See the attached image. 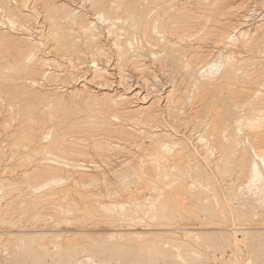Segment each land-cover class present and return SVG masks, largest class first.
<instances>
[{
  "label": "bare ground",
  "instance_id": "1",
  "mask_svg": "<svg viewBox=\"0 0 264 264\" xmlns=\"http://www.w3.org/2000/svg\"><path fill=\"white\" fill-rule=\"evenodd\" d=\"M21 1L22 0H0V11L3 13V15L5 16V18L7 19V21H1L0 20L1 21V24H3L6 27H8V26L10 27L11 26V29L13 28V30H16V31L18 30L19 32H21V31H24L25 30L29 34H31V35H29L28 33H26L29 36H25V35L22 36L21 35V37H17L16 35L15 36H7L8 34H4L3 35L0 32V55H2V53L4 52L3 49L5 47H7V46L3 47L4 45H10V46H12L13 49L15 50V52H16L15 59L12 62H10L9 65H6L5 63L0 62V75L3 74V73H5V70L7 68H9L10 70H12V73L11 74H9V73L3 74V75H8L9 74V76H7L8 78H4L5 76H3V77L0 76V93L1 92H5V93H7L8 95L11 96L12 101L21 102V104L23 106L24 114L26 112L27 113H32V114L35 113L34 112V109H36V107H37V112L38 111L44 112V113L46 112L50 119H45L43 116L42 117H38L37 118L38 124H37L36 127L31 126V125L30 126H27L24 123L25 121H22V123H21V130H19V132L26 131V136H24L22 134L21 135V138L20 137L19 138L17 137V139H20L21 142L23 140H25V141H23L21 143L22 144L21 146H25V145L27 146V144L31 143V145L33 146V149L35 150L36 156L38 154L41 155V156H43L42 157V160H44V161H42L41 159H39L38 160V164H39L38 167H34V166H37V165L34 164L33 167L35 169L32 167L30 169L31 171H29V170H23V175L20 178V181L18 180L19 179L18 178L19 176H17V173H16V176L13 175V176H15V178L17 177V179L12 178L13 180H10L11 181L10 184L13 187H11V189H10L9 188L10 185H9V186H5L6 188H4V189L9 188L10 190L4 191L3 187H4L5 184H4V182L3 183L0 182L1 183L0 184V190L2 189L5 192L6 197H7V194L10 195V192L13 191V190H15L14 193H16L17 188H18L19 191L20 190L22 191V196H23V199H24L25 202H27L28 204L39 205L40 202H41V200H44L43 197H45V196H43L42 198L41 197L39 198V196L37 195L36 197L39 198V200L38 199L35 200V197H34V200H33L32 199V196L34 194H36V191H40L42 189L43 190L48 189L47 187H49V188L51 187L52 189H55L54 187L56 186L58 188L57 190L63 188L61 185H63L64 182H66V180L68 179V177H65L66 175H65L64 172L70 173L71 172L70 169L72 168V167H70L69 168V171H68L67 170V168H68L67 165H69V164L76 165V167H73V169L76 168L75 169L76 171H77V169H79V170L85 169L84 167L83 168L77 167V164L79 163L78 162L79 159L78 160L76 159L77 163H75V161H72L74 159H69V161L70 160L71 161H70V163H67V165L65 166L66 167V171H64V169H62V171H64V172H62V173H64V175L62 176V173L61 174L59 173V171H61V170H59L57 167L53 166L54 165L53 163L56 160H60V158H61L62 155H64L66 157V155L64 154L65 152H66V154H68V152L69 153H74V152H71L70 150H72V151L74 149L79 150V148L77 147V145H80L81 147H85L86 146V144L84 146H82L81 145L82 144L81 141H83L84 140L83 138H85V137H83V135H84L83 133L86 134V132H89V131L83 132V130L84 129L85 130H89L90 129L86 125L90 121L89 119L91 117H93L92 116L93 113H98L99 116L106 117L107 115H111L112 113H114V111H115L114 107L115 106H118V107H120L119 109H123V110L120 111V113H114L112 115L113 117H111V118H116V120L117 119H119V120L120 119H123V121L134 122V123L143 125V127L147 124L146 123L147 120H150L151 118H153L155 116L154 111L152 110L153 108L151 109V106H150L151 104H148V102L145 100V99H147V96H148V98L150 97L149 96L150 94H149V92H146L149 95L144 94V92H142L143 90L136 91V89H134V90L128 91V92L122 90L123 93L122 92L121 93L119 92L121 95H119V93L117 94L119 96L118 98L115 97L113 95V93L105 92V94H104L105 96H103L101 98L102 100H100V101L98 100L97 97L96 98H91V97H86L85 98L83 96V94L81 95V92H80V95L81 96H79V97L78 96L73 97L72 100H71V103H68L67 104L66 102H64V100H62L63 97L60 98L55 93V90L57 91L61 87L60 85H59L60 87L59 86L55 87L56 89L54 91L40 90V89L31 88L33 86H32V84H29V83H35V84L38 83L40 86H46L47 84H51V83H53L52 81H56L58 83H62V82L58 81V79L60 80V78L57 77V75H55V73H57V72L55 70H52V66L50 64L52 62H55L57 65H59L60 63L55 58V57L58 56V53H57L58 51H56L55 46L53 44H49L50 42L47 41L48 38H49V35H50L49 23L52 22V24H50L51 25V30H52V32H51L52 34L51 35L53 36V38L55 40V43H56V47L57 48L58 47H62V46H63V48L64 47L66 48V47H69V46H73L72 44H74L75 42H77L76 40L79 39V38L76 37L75 38V42L72 41V37H74L73 32L79 34L80 35L79 37H82L83 36L82 37L83 38L82 41H84V45H86V47L89 50H91V53H92V55L94 57L93 59H92V57L90 58V59H92L91 62H95V64H94L95 65V75L92 76V77H93L94 80L95 79H98L99 80V79H101V77H99V76H101L100 74H102L101 72L103 70H105V67L103 68L99 64V61H97L98 59L96 58V56H97V54H103L105 52L104 46L106 47V45L103 46L102 45V41L100 40L101 38L99 39V36H103V35H100V32L98 30L99 29L98 26L100 25V24H98V22H100V23L103 22L104 25H105V23H106V25L109 24V27L110 28H113V29H115L113 27V26H115L114 24L117 23V25H118V23H121L120 25H121V28L122 29L119 30V31L124 30L123 32H127L128 31V30H125L124 28H125V24L129 22L130 24H132V25H134V26H136V27L139 28V30L141 31L142 36L145 39V42H147V44L148 43L149 44H153L152 42L156 41V37L154 35V31L157 30V33L158 32L159 33L160 32L161 33L162 32L164 33V31H163L164 29L167 30L166 28L169 27V26L171 28V25H169V23H170L169 21H171V20H168V22L166 21V17H168V16L166 15V12L165 11L163 13L162 12H159L160 11L159 9H158L159 11H157V10L155 11V7H159L160 8V5L159 4H161L164 0H147V1H145V0H111V2H109L108 4L105 3V0H93L94 1V7H93L94 9H93V11L90 10L92 12H89L88 15L85 13L86 11L85 12H81L77 8H70L69 5H68V3L65 2V1L62 2V0H60L61 1L60 3H57V4L55 3L54 4L52 2L54 0H43V1H45V4H46L44 6H47V12H46L47 15H46V17L49 20H51L50 22H48V27H47L48 30H47V34H46L44 31H43L44 33L41 32V28H42L41 26L35 27V25H32L31 26L29 23L27 25V21L26 20H27L28 16H30L29 14H31V11H33L34 8H33V10H30L32 8V5H31V8L29 9L30 12H27V13L24 12L26 9L24 11L21 10V5H20L21 4ZM170 1H172V0H170ZM198 1L200 2V0H198ZM201 1H203V0H201ZM206 1H208V0H206ZM206 1H203V2L206 3ZM76 2H79V0H76ZM87 2H89V1H87ZM208 2H207V9H206L207 12H205L206 15H204L205 17H207V19H204L203 24L206 21H209L210 23L208 22L207 25H206V23L204 24V25H206V28H207V31L204 30L206 32L205 39H204V35H203L202 36V39H204V40H202V41L198 40L197 42H203L204 41L203 43L205 44V42H207L208 40H209L208 42L211 41V43H212V41H215L217 43L220 42L221 44L224 43V45H223L224 47H225V44H229V45H231L233 47L232 51H230V54L235 55V54L241 53V52L242 53L243 52H249L251 55L249 57H247V58H240L239 56H237V57H239V58H237V59H239L237 61H235V60L234 61H227V62H225V61L224 62L223 61L220 62L219 61L220 64L219 63H214L212 66L210 65L211 66L210 68L207 67V66H205V65L201 66L200 69L204 68V66H205V70L204 69L201 70V72L203 71L202 73L199 71L200 72V75L196 77V84L195 85L198 87L196 89L198 92H195V93H197V95H195V93H194V96L195 97L197 96L199 98V101L204 104L205 107L202 106L200 102H197V104L200 103L198 105L204 107L203 109H205V111L203 110V112H209L210 111L211 113H213V115H212L213 117L211 116V119H212V122L211 123H212V125L209 124L210 121L207 122L209 125L212 126V130L209 132V134L211 133L210 136H212L211 138L213 139V141H212L213 144L210 142L211 140L207 141L208 139H210V137L208 139H206V136H208V135L203 134V133H205L203 131H201V133L199 134L200 135V138H198L196 140H200L199 142H200L201 145H202V143H208L209 142V143H211L213 145V148L216 147V149L218 150L217 151L218 152V155L215 154V156H214L215 159L213 158L214 159L213 160V165H214L215 168L218 169V171H220V174L221 175H222L221 172L226 173V174H223L225 176L227 174H229L230 176L233 175V176H235V179H237V181H238V179H240L242 177L244 178V177L248 176L247 179H244V180H246V182H241L242 180L240 179L241 180L240 182H241L242 185L246 183L245 184V188L246 189H243V187H241V184L240 183H239L240 185H238L240 188H242V190H245V192L243 191L244 195H240L236 190L233 191L234 190L233 188H234L235 183H236L235 180H234V182H235L234 184L231 183V182H233L232 181L233 179H231L228 182L226 181V184L225 185L228 188V191L230 192L231 196H234L235 199H236V197L237 198H240V196L243 197V204L242 205L245 206V208H244V210L238 211V217L240 219H242V220H248V222H249L250 220H253V219L257 218V220L254 221L255 223L264 222V95H261V96H258L257 97L256 96V92L254 93V91H255L254 90L255 85H257L259 83H263V85H264V70H263L264 68L261 65H260V67H258L259 66V64H258L257 67L260 68V70L258 71V73L256 71V74L257 75L254 78H252V76H250V75L252 74V72L255 71L254 70L255 68L254 69L252 68L253 70L250 72L251 74L250 73H247V72H249L248 71V69H249L248 66L250 65V63L253 60H255V59L258 61V59H259L258 57H260V56H258L257 58L254 59L253 56H256L257 53L258 54H260V53L262 54L264 52V29L261 28V27H259L255 31H253V29H251V27H249V28H245V27L244 28H241L239 26L241 28L240 29L238 26L235 25V27H231V28H234V29H232L233 31H231L230 33H227V31H226L225 28L227 26L233 24L234 19L237 20L239 18L236 15H237V13H241V9L245 7L246 2H243V0L242 1H239L238 3H236V2H230L228 0H211L209 3ZM240 2H243V3H241V5H240L239 4ZM83 3H84V0H83ZM83 3H80V4H82V6H83ZM90 3H87V4L84 3V4L88 5ZM166 3H168V2H166ZM173 3H176V1L175 2L173 1L172 2V4H171L172 6H173ZM235 3L238 4V5H236ZM258 3H260V2H258ZM261 3H263V2H261ZM26 4L28 5V3H26ZM157 5H159V6H157ZM195 5H193V6H195ZM199 5H201V4H199ZM82 6L80 5V7H82ZM187 6H185V8ZM202 6H203V4H202ZM182 7H183L182 9H185L183 5H182ZM197 7H198V5H197ZM24 8H26V7L24 6ZM82 9H87V8H82ZM173 9L174 8L172 7L171 10H173ZM180 9H181V7L179 8V10ZM188 9L190 10L191 8H187V9L184 10L185 12L188 13L187 14L188 17H186V15L184 16V21H187L188 18H190V14L193 15L192 13L189 14V11H186ZM194 9L196 10V8H194ZM35 10H36V8H35ZM171 10L169 9L168 11H171ZM195 10H193V11H195ZM203 10L201 9L200 11L201 12H204L205 10L204 11ZM176 11L179 12L178 10H173V12H176ZM184 11H182L183 14L179 12L180 14L178 15V13H177L178 17H175L176 15H175V13H173V16L170 17V18H172V22L175 23L174 20H176V18H178L177 20H180L179 18H182V20L179 21L181 23V21H183L182 15L185 14ZM196 11L198 12V10H196ZM247 11H246V13H247ZM249 13H247V14H249ZM90 14H91V16H93V18L91 17L92 19L89 17ZM200 15L203 16V14H200ZM200 15L199 16L197 15V16L200 17ZM31 16H33V18L35 17L33 14ZM197 16L196 17L192 16V17H194V18L197 19ZM202 16H201V19L198 18L197 20L198 21L199 20L203 21ZM30 21L31 20H29L28 22H30ZM189 21H190V19H189ZM179 22H177V23H179ZM239 22L240 21H238V23ZM30 23H32V22H30ZM130 24H128V25L126 24V25L127 26H130ZM170 24H172V23H170ZM192 24L194 26V23H192ZM203 24L201 26H204ZM179 26H181V25H179ZM193 26H191V27H193ZM197 26L199 27L200 25H197ZM197 26L195 25V27H197ZM257 26H259V24H257ZM107 27H108V25H107ZM189 27H190V25L188 26V28ZM103 28H104V26H103ZM179 28H181V27H179ZM188 28H187V30H188ZM206 28H203V29H206ZM237 28L240 29L239 30V33L236 34V35H233L235 33V31H236ZM171 29H168V30H171ZM173 29H176V28L174 27ZM199 29H200V27H199ZM199 29H196V31H199V32L200 31H203V30H199ZM109 30H112V29H109ZM117 30H118V28H117ZM176 30H178V29H176ZM184 30H183V32H184L183 34L185 35V33H186L187 30H185V31ZM0 31H2V30L0 29ZM135 31H137V30H135ZM172 31L175 34V30H172ZM180 31H182V30L180 29ZM193 31H195V30L193 29ZM187 32H189V31H187ZM42 33H43V37H42ZM161 33L160 34H157V36H159V35L162 36L163 35V37H165L164 34L163 33L161 34ZM165 33H169V31L168 32H165ZM192 33L193 32H191V34ZM181 34H182V32H181ZM181 34H180V36H181ZM110 35H111V33H110ZM116 35H117V38L116 37H115L116 39L113 38L115 40H113V41L111 40V41H109V43L110 42L115 43L116 45L113 44V48L116 46L117 49H115V48L114 49L117 50V51L119 49V52L118 53H120L122 56L124 55V56L127 57V55L130 53L131 49H133V52L136 49H138L139 45H135V42H137V41L136 40H135V42L132 41V39H131L130 36H127L124 39L122 38L123 39V41H122L121 40V37H120L121 35L119 33L116 34ZM131 35L134 36V34H131ZM186 35L184 36V39L185 38H189V37H186ZM193 35H197V37H198L197 32L195 34H192V36ZM189 36H191V35H189ZM192 36L190 37V39L193 40V37L194 36L193 37ZM166 37H168V35ZM174 37L175 36H173V38ZM138 38H140V37H138ZM162 38L160 39V41L162 40ZM181 38H183V37H180V40H182ZM30 39H32V40H30ZM206 39H208V40H206ZM108 40H110V39H108ZM176 40H179V39H176ZM45 41H47L48 44L50 46H52V47H50L48 44H46ZM157 41H159V40H157ZM162 41H164V40H162ZM162 41L159 42V43H154V44H159L160 45L161 43H163ZM174 42H176V41H174ZM184 42H186V41H183V43ZM189 42H190V40H189ZM193 42H195V41H193ZM138 43H139V41H138ZM171 43L174 44L173 42H170L168 44H165V43H163V44L167 48L166 50H168L167 60H170L171 61V64H172L171 67L173 68V71L175 70V74L174 75L178 74L180 76V78H182L181 80L188 81L189 78H190V80H192L191 77H192V75H194L196 73V71H197L196 69L198 68V67L196 68V66H197L198 61H200V58H198V55H202L203 52L201 54H197V55L192 54L193 56H191V53H190L189 59L187 58V60H184L181 55H178L177 54L178 51H179L178 48H179L180 44H179V46L177 45L178 48H176ZM192 43H189V44H192ZM80 44H81V42H80ZM103 44H104V41H103ZM193 44H195V43H193ZM143 45H146V44H143ZM186 45H188V44H186ZM214 46H218V45H214ZM80 47H81V45H80ZM140 47H141V45H140ZM140 47H139L138 50H140ZM160 47H162V46H160ZM196 48H199L197 50H200L201 51V48L200 47L197 46ZM5 49L8 50L7 48H5ZM229 49H230V47H229ZM144 50H145V48H144ZM108 51H110V50H108ZM142 51H143V49H142ZM221 51H223V50H221ZM226 51H227V49H226ZM72 53H74V52H72ZM134 53H130L131 56ZM147 53L149 54V52H147ZM162 53H160V54H162ZM195 53H198V51H196ZM41 54H45L48 57L41 56ZM105 54H108V53H105ZM125 54H127V55H125ZM138 54H140V53H138ZM160 54H158V55H160ZM187 54H189V53H187ZM64 55H65V53H64ZM72 55H74V54H72ZM153 55H154V52H153ZM240 55H242V54H240ZM2 56H4V54ZM2 56H0V57H2ZM136 56H138V55H136ZM227 56H229V54ZM245 56H246V54H245ZM49 57H51V58H49ZM142 57H143V55H142ZM154 57H156V56H154ZM184 57H186V56H184ZM64 58L65 57H63V59ZM137 58H139V57H137ZM206 58H207V56H206ZM158 59H155V60H158ZM162 59H160V60H162ZM225 59H227V58H225ZM260 59H262V57ZM5 60H7V59L5 58ZM75 60H76L75 58L74 59L73 58H70V61L72 63L79 61V60L78 61H75ZM121 60H122V58H121ZM126 60L128 61V59H126ZM229 60H232V59H229ZM256 60H255V63H256ZM63 61H65V60H63ZM207 61H208V59L206 60V62ZM81 62L82 63H85V61L84 62L81 61ZM81 62H78V63H81ZM128 62H130V61H128ZM164 62L162 61V63H164ZM119 63H120V61H119ZM47 64H50V65L47 66ZM202 64H204V62ZM207 64L208 63H206V65ZM209 64H208V66H209ZM261 64H262V62H261ZM123 65H120V66L122 67ZM252 65H254V64H252ZM252 65H251V67H252ZM42 66H45L44 69H43ZM124 66H123V68H124ZM126 66H128V65H126ZM136 66H138V64H136L135 67ZM214 66H216L215 67L216 69L213 68ZM237 66L238 67L239 66H243V68H241L243 70L245 68L244 71L245 72L247 71L246 72L247 74H244V75H246L244 78L249 83H253L252 86H250L249 84H246V85H249V86H247V87H240V89H235V88H232L231 87L233 85V83H237L238 82V79H235L237 81L234 82V78L238 77V76H236V70L239 71V69L237 68ZM255 66H256V64H255ZM133 67H134V65H133ZM257 67H256V69H257ZM249 70H251V69H249ZM53 71H55V73ZM8 72H10V71H8ZM240 72H242V70ZM155 73H156V71H155ZM163 73H164L163 75L165 76V71ZM167 73L169 74V72H167ZM243 73H242V75H243ZM71 74L72 73H70L69 76H72ZM168 74H166L167 77L169 76L168 78H166V80L167 79L169 80L170 77L173 76V75L170 76ZM25 75H28V76H25ZM37 75H39L41 77L38 78V79L35 78V76H37ZM238 75H241V73L240 74L238 73ZM24 76H25V78H24ZM30 76H33V77H30ZM97 77H99V78H97ZM28 78H30V79H28ZM102 78H103V76H102ZM121 78L123 79V76H121ZM192 78H193V80H195V76L192 77ZM42 79H43V81H41ZM62 80H65V79H62ZM157 80L159 81V79H157ZM170 80L173 83H176V81H179V80H177V77H173ZM241 81H243V80H241ZM171 82L169 81V83H171ZM182 82L183 81H180L178 84H180ZM193 82H195V81H193ZM240 82H238V83H240ZM244 82H246V81H244ZM103 83H106V82H103ZM191 83L192 82L189 83V81H188L187 84H191ZM238 83H237V85H238ZM84 84H86V83H84ZM183 84H185V83H183ZM183 84H181V85H183ZM243 85H245V83ZM175 86H177V84ZM189 86H192V85H189ZM51 87H49V88H51ZM84 87H85V85H84ZM100 87L102 89H105V90L106 89H110V88H107V87H102V86H100ZM170 87L168 89H170ZM187 88H189V87H187ZM195 88L196 87H194V89ZM263 88H264V86L262 87V89ZM191 89H190V92L192 91ZM175 90L177 91V89L172 88L170 91H167L168 94H166V95H168L169 98L175 99L174 98L176 96L175 95V92H174ZM185 90H187V89H184V91ZM178 91H180V90H178ZM262 92H264V89H263ZM150 93H151V91H150ZM188 93H189V90H188ZM257 93H260L259 90L257 91ZM154 94L155 93H153V95ZM189 94H191V93H189ZM142 95H143V98H142ZM86 96H88V95H86ZM137 96H141V98H142L141 99L139 97V99H141L140 100L141 103L138 105V108H136V109L129 108L128 109L127 107L122 106L126 102H128L130 104L129 100H131L132 98H135ZM186 96H187L186 98L189 100L187 92H186ZM252 96H256L257 99H255V100H252L253 98L251 99L252 102L249 103V107L247 109V113H246V117H245L246 120H242L244 118L243 116H240V117H242V119L241 118L239 119L237 117V115L240 114L238 112L239 110H237L238 109V106L241 103L246 102L244 106L247 107L246 104L250 101L249 99ZM77 97L78 98L81 97L82 100L81 101H78ZM164 97H166V96H164ZM168 97H166V99H168ZM1 98L2 97H0V106L2 104L1 102H2V99H3V98L2 99ZM83 98H85V99H83ZM183 98H185V95L183 96ZM186 98L184 100H186ZM177 99H180V98H177ZM194 99L197 100V98H194ZM153 101L154 102H152V103L155 104L156 103L155 102L156 100H153ZM171 101H173V100H171ZM164 102H165V100H164ZM179 102H180L179 100H178V102L176 100V103H179ZM168 103H169V101H168ZM164 104L166 105V103H164ZM173 104H175V103L173 102ZM192 104L195 105L194 103H192ZM197 104H196V106H197ZM15 105H17V104H15ZM42 105L44 106V108H43ZM92 105H96L98 107L95 108ZM241 106H242V109H246L242 104H241ZM1 107H2V109L4 108L3 105ZM15 107L18 109L17 106H15ZM15 107H12V108H15ZM161 107H165V106H161ZM169 107H172V106L169 105ZM175 107H176V105H175ZM167 108L168 107L161 108V109L167 110ZM178 108L176 107L174 110L175 111H178L179 110ZM191 108L193 109L194 107L192 106ZM195 108L198 109L199 107H195ZM8 109H9V112L10 113H11V110L13 112V113H11L10 117L11 118L14 117L13 115L15 113H14L13 109L10 110V107ZM176 109H178V110H176ZM195 110L196 109H194L192 112L195 113ZM240 110H241V108H240ZM180 111L183 112V110H180ZM259 111H261L262 115L260 114ZM167 112H168V110H167ZM187 112H189V111L187 110ZM187 112H186V114L188 115ZM199 112H201V111L199 110ZM199 112H196V113L198 114ZM203 112H201V113H203ZM210 112L208 113L207 116H209ZM257 112H259V115H261V116L258 119L256 118L257 120H255L254 119V115ZM171 113L173 114L172 116L176 115V114H174L175 113L174 111H172ZM196 113H195L196 116L194 115L195 117L192 116V115H191L192 117H190V118H193V121H194L193 123H195L196 121L198 122L199 121V118H201V116L197 115ZM26 114H25V116H27ZM47 115H46V117H47ZM185 115H183V116L184 117H187V115L186 116ZM204 115H206V113ZM243 115L245 116V113ZM157 116H159V115H157ZM172 116H171V118H172ZM183 116H182V118H183ZM207 116H204L205 119H203V120L208 121L207 119H209L210 117H207ZM10 117H8V118H10ZM176 117H178V116H176ZM206 117H207V119H206ZM179 119H181V118H177V120H179ZM13 120L14 119H12V121H10V124H11V122H13ZM67 121H68V124H67L68 126H65V124H66ZM95 121H97V120H95ZM179 121L178 122L181 123V120H179ZM189 122L192 123L191 120H189ZM203 122H205V121H203ZM7 123L8 122H6L5 124H7ZM174 123H175V121H174ZM200 123H201V121H199L198 124H200ZM207 123L205 122L204 126L207 127V129H208V127H210V126H208ZM187 124H188V121H187ZM173 125H175V124H173ZM9 126H11V125H9ZM80 126H83L84 127L83 130H82L83 133H79L80 130H81V128H82ZM98 126H100V124ZM190 126H191V130H193L194 128L196 130L198 127H200V125L198 127H195L196 124H195V126L190 124ZM4 127H6V126H4ZM76 127H79L80 130H79V128H77L76 130H79V131H77V134L75 136L74 135L73 136L76 137L78 134H80V135L83 134V135H81L80 138H78L81 141L80 140L79 141L77 140L81 144H77V143H74L72 141L74 143L73 144L72 142H70L68 140L69 138L67 139V135L68 134H70V137H71L70 139H72V138L74 139V137H72V133L74 132L73 130H75ZM114 127L118 128V126H114ZM176 127H178L177 124H176ZM180 127H182V125ZM67 128H69V129H73L74 128V129L73 130H68ZM124 128L121 127L119 130L114 129V128H112V129L118 131L120 133V135H125L126 137H129V139L131 137L142 138L140 135H139V137L138 136H135V134H137V130L135 131L136 132L135 133V132H130V131H128V129H124ZM144 128H146V127H144ZM144 128H143V130H144ZM174 128H175V126H174ZM187 128H189V127L187 126ZM43 129H45V130H43ZM134 129H135V127H134ZM76 130H75V133H76ZM99 130L101 131V133L103 132L101 129H99ZM191 130L189 129V131H191ZM200 130H201V127H200ZM204 130H206V129H204ZM69 131L70 132L73 131V132L72 133H68ZM179 131H175V133L176 134H179L180 133ZM208 131H209V129H208ZM244 131H246V133ZM144 132H147V131L145 130ZM177 132H179V133H177ZM95 133H99V132L95 131ZM105 133L107 134V131ZM105 133L103 132V134H105ZM159 133H160V135L158 134L159 135L158 138L155 137L156 139H154V141H156V142L154 143L152 150H150L148 152L149 155H147V158L150 156L149 157V159H151L150 162H153V164L151 166H149V167L148 166H145L144 165L145 164L144 161L147 158L143 159L142 157H140V158L142 160H144L143 161L144 163L142 162V160L140 162L141 164L137 161L138 162L137 165L136 164H134L136 166H133L132 165V168H130V166L127 163L125 164V162H124L125 168H126V165H128L129 166V169L130 170L132 169V172L131 173L134 174L136 177H138L136 179L141 180V182H142L143 186H145V188H146V186L149 187V188L148 187L146 188L147 191H148V189H150V188L153 187L151 191L156 190L155 192H157V195H156L155 200L153 201V199L151 198L152 201H153V203L150 204V202H149V205H151V206H149V207H146L145 206L146 208H148L147 211L144 210V209H142V208H141V210H144V212L145 211L147 212L145 214L148 215V218H150L151 221L154 220V222H156L155 220H157L159 222V224L162 223L164 220H167V222H168V219H174V218H176L177 217V214L178 215H181L183 217V216H185V214H186L187 211L192 213V214L191 213L190 214L192 215V218H194V220L195 219L201 220V221L207 220L208 222L210 221L213 224L214 223L217 224L216 222L220 221L222 219L223 215L226 214L225 213L223 215H220V212H221L222 208H221L220 212L218 211V208H217V207H220V204L221 203H223L224 207H226L225 204H224V202H221L220 203V201L222 200L221 199L222 197L220 198V197H218L219 194L218 193L216 194V190H217L216 189V185H219V184H215V182H217L218 179L215 178L216 181L214 182L215 175L212 176V174L209 173V171L211 169L209 171H207L209 168L206 167L207 168V170H206V168H204L205 166L203 164L202 165L204 167H202V165L199 164V162L198 163H195L196 160H197V158H196L195 162H192L191 159H193L194 157L191 158L189 156L188 152H190V151H188V149L186 150L185 147H188V146H184L183 145V141H181V143H182L181 145H180V143H177L175 141H173L174 143H171L170 141L166 140V138H165L166 135L164 136V135H161L162 134L161 132H159ZM185 133L188 134V132H185ZM16 134H19V133H16ZM16 134H14V135H16ZM91 134H92V132L89 133V135H91ZM99 134L97 136L98 138H100V137L102 138V136H104L103 134H101L102 136L101 135L99 136ZM108 134L110 135V131H109ZM111 134H113V131H112ZM138 134H141V131ZM148 134L151 135L150 132ZM14 135H11V137L14 136ZM95 135H97V134H95ZM95 135L93 133V135H91V136L92 137L94 136V138H95L96 137ZM146 135H147V133H146ZM172 135H174V134H172ZM222 135H223V138L221 137ZM8 136H10V134H8ZM86 136H87V134H86ZM116 136H113V137H115L116 140H118L119 138L117 139ZM224 136H227V138L224 139L225 138ZM104 137L106 138V136H104ZM111 137L109 138L110 140L111 139H115V138H113V137L111 138ZM188 137H190V136H188ZM94 138L93 139L88 138V139L95 140L96 138L95 139ZM10 139H12V138H10ZM26 139L29 141V143H27V144L25 143V142H28V141H26ZM88 139H86V142H88L87 141ZM122 139L119 140V142L120 141H125V140H122ZM125 139H128V138H125ZM145 139H146V137H145ZM74 140H76V139H74ZM101 140H106V139H101ZM5 141H7V140H5ZM142 141H143V139H142ZM86 142H83V143H86ZM90 142L93 143L92 141H90ZM95 142H97V141H95ZM95 142H94V145H96V146L92 145L93 148H95V149H97L98 146L103 145L102 141H100V143H102L100 145H97V144H99V142H97L96 144H95ZM126 142L129 143V144H131V142H128V141H126ZM135 142L137 143L136 139H135ZM143 142H145V141H143ZM143 142H141L142 143V146H141V144L139 142L138 145H136L135 147H139L140 146L141 149L139 148V150H142V147H144V149H147L145 147V145L143 146V144H144ZM24 143H25V145H24ZM70 143L72 144V147H70V145H71ZM133 144H131V145H133ZM149 144H151V142ZM17 145H16V147L19 149L17 152L20 153V149L23 148V147L20 148ZM31 145H30V147H31ZM110 145L109 144L107 145V143H106V146L107 147L105 146V148H104V146H102L103 149H102V147H100L102 150L100 149L99 152H101L103 150H105V153L106 152H109V150L107 151L106 148H112V147H109ZM189 145H191V144H189ZM206 145H205V147H207L209 144L207 146ZM4 146H6V145H4ZM26 146L24 148H26ZM192 146H190V148ZM11 147H13V146L11 145ZM30 147H27V150L28 149L30 150ZM73 147H74V149H72ZM113 147H114V149L117 148V147H115L114 143H113ZM131 147L132 146H130V149H131ZM24 148H23V150H24ZM123 148L124 147L121 148V151H125V150H123ZM194 148L199 149V147H194ZM201 148H204V147H201ZM82 149H80V150L82 151ZM85 149H86L85 151H87L88 147H86ZM95 149H94V152H91V153H95V151H97ZM192 149H193V147H192ZM204 149H206V148H204ZM10 150H11V153H14V151H12V150H15V149H12L11 148ZM23 150H21V152ZM143 150L141 151L142 154L145 153V152H147V150L145 152H143ZM88 151H90V150H88ZM91 151H93L92 148H91ZM114 151L115 150H113V151L110 150V152H113V153H114ZM121 151H119V153ZM200 151H202V150H200ZM212 151H210V149H209V152H212ZM29 152H31V151H29ZM83 152H84V150H83ZM83 152H82V154H80V151H77L74 154H69V155L70 156H72V155L73 156L74 155L77 156L76 153H79L80 155L79 154L78 155L79 156H82V157L84 156V158L87 157V156H85L86 153H88V155H89V152H84V153ZM110 152L108 154H110ZM23 154H25V153H23ZM60 154H62V155H60ZM100 154H102V153H100ZM108 154L107 155L104 154V155L107 156L108 158H106V159L110 161V159H113V154H110V156L112 158H110ZM137 154H138V151H137ZM199 154L202 156V158L204 157L201 152ZM18 155H20V157H21V153L18 154ZM69 155H68V157H70ZM96 155H95L96 157H98V156L100 157L99 153L96 154ZM139 155H140V153H139ZM144 155H145L144 157H146V153ZM28 156L29 155L27 154V157ZM31 156H29V159L31 158ZM101 156H103V155H101ZM105 156L100 157V158H104ZM133 156H134V154H133ZM27 157H26V154H25L24 158H27ZM65 157H64V159L61 158V160L68 161ZM90 157L92 158V160H94L93 157H92V155ZM195 157H198V156H195ZM211 157H213V156H211ZM21 158L18 159V160L21 161ZM70 158H72V157H70ZM132 158H134V157H132ZM136 158L140 159L139 157H136ZM0 159H1V156H0ZM32 159H33V156H32ZM50 159L52 160L51 165H49V163H50L49 161H47L49 163H46L45 162L46 160H50ZM121 159H125V158H121ZM138 159H136V160H138ZM36 160H37V158H36ZM82 160H85V159H82ZM126 160H128V159L126 158ZM129 160H131V159H129ZM148 160H146V161H148ZM32 161H30V162H32ZM39 161H41V162H39ZM0 162H1V160H0ZM72 162H74V163H72ZM81 162L82 161H80V164H81ZM131 162H133V161H130V163ZM164 162H166V165L163 166L164 167V169H163L161 163H164ZM33 163L34 162H32V164ZM40 163H44V164L43 165L42 164L40 165ZM206 163H208V162H206ZM16 164H17V162L15 163V166H16ZM21 164H23V163H21ZM58 164L59 163H57V166H59ZM84 164H82V165H84ZM17 165H19V167H22L23 166V165L21 166L20 164H17ZM25 165H27V164L24 163V166ZM148 165H149V163H148ZM15 166L12 165V167H15ZM29 166H30V164H29ZM63 166H62V168H64ZM78 166H80V165H78ZM84 166H86V165H84ZM160 166H161V169H158V168H160ZM165 166L168 167L169 169L171 168L172 171H169L168 169L165 170V168H166ZM8 167H10V166H8ZM8 167H6L7 168L6 170L9 169ZM11 169H9V170H11ZM21 169H23V168H21ZM99 169L100 168H98V170ZM15 170L17 171L18 170V167ZM15 170H13V171L16 172ZM100 170H102V169H100ZM72 172H74V171H72ZM77 172H79V171H77ZM81 172H83V171H81ZM81 172H79V173H81ZM100 172L101 171H98V172H95V173L102 174V172L101 173ZM4 173H5V171H4ZM21 173H19V174H21ZM74 173L76 174V172H74ZM88 173L90 175L93 174V173L91 174L89 171H88ZM116 173H118V172H116ZM8 174H10V173H8ZM11 174H13L12 173V170H11ZM72 174H71V176H72ZM122 174H123V172H122ZM7 175L5 177H7V179H8L9 175L8 176ZM76 175H78V174H76ZM153 175L155 176V180L153 179L154 178ZM80 176H82V173H81ZM80 176H79V178H77V177L74 178L75 177V175H74V177H73L74 178V183H77V184L80 183V182H84L85 183L86 182L85 179H87L88 181H91L92 180V182H95V183L97 181L103 180L105 182V186L104 187L102 186V187H103V189H106L105 190V191H107V192H105V193H107L106 195L109 194V191L112 190V192H114L116 190L114 188L115 190L113 191V188H112V186H113L112 183L113 182H111V180H109L110 179L109 178L110 175L109 176L106 175L108 177H106L105 175H103V176H94V175H92L93 177L92 176H89L88 177L87 175H85V176L88 177V178L83 177L85 179L81 178ZM117 176H118V178H114L115 176H113L112 178H114L115 179V182L118 183V180H116V179H119V181H121L120 180L121 178H119V177L120 176L122 177V175L119 176L117 174ZM123 177H124V175H123ZM10 178H11V175H10ZM89 178L91 180H89ZM222 178H224V176ZM123 179H125V177ZM127 180H129V179L127 178ZM135 180H134V182H135L134 184H136V181H139V180H136V181ZM221 180H223V179H221ZM0 181H5V180L2 178V180H0ZM62 181H64V182H62ZM88 181H87V183L90 184L91 182H88ZM103 181H102V183H103ZM129 181L131 182V180H129ZM7 182H9V181H7ZM125 182H126V180H125ZM173 182H175V183H173ZM22 183H26V185H22ZM58 183H59V186L56 185ZM84 183H82V185ZM87 183H86V188L90 186L89 188H87V190H89L90 188H93V187H91V185L87 186ZM97 183H99V182H97ZM117 183H115V184L117 185ZM127 183L128 182H126V184ZM65 184H67V183H65ZM77 184H76V186H73V187H76V189L74 188L75 190H72V189L70 190V189H67V188L66 189L69 190L68 192L65 191L66 189L65 190H62V191H65V192L68 193L67 194L68 197L66 198L67 201L65 200L66 201V204H63V203L57 204V203H59L61 201H59V202L55 201V204H54V201L53 200H51L53 203L51 201H50L51 202L50 204H49V202H47V203L49 204V206H51V205L54 204L55 207H56V204L57 205H61L63 208H65V207L67 208V209L65 208L66 211L73 212V214L71 216L70 215H67V218L74 220V222L79 226V228L77 230L73 231V232H70V234L68 233L66 235V237H65V236H62V234H60V233H62V230H61V232L57 233L56 232L57 230H55V229H46L44 227L43 230H40L39 231L40 233H36V234H33L32 236H30L31 239L28 238V239H30L28 242L25 241V243L23 242L21 244H19V242H18L16 244H14L12 246V248H11V246L9 248H7V249H10L11 248V250H10L9 254L7 255V257L9 259L5 255V258L7 260H4V261H5L6 264H53V263H55V264H100V263H104V264H161V262H160L161 260L164 261V264H204L203 263V260L200 258L201 256H199V253H200L199 251H201V249L200 250H197L196 247L193 244H191L190 242L189 243L187 241L186 242L185 241L183 242V240H182V243H179L178 241H174L173 242L171 240L170 241H164V239L162 240V238H161V234L156 233L153 230L152 231H149L148 229H147L148 231H139V232H136V233L133 230L132 231H129V230L126 231L125 229H118L117 231H113V230L112 231H109V230L106 231L107 229H105V228L107 226H109L107 224H109L111 222H114L115 219H114L113 216H111L112 215L111 213H114V212H110L111 215L107 214L106 211H108L109 208L106 209V211H105L106 213L102 210L105 207H102L101 206L102 208H100V205L102 203V200H101V198L99 196L100 195H103L102 192H104V190L101 191L100 193H97V192H85L86 190L85 191H82V189H79V190H81V191H79V190H77V187H79L78 185H81V183L78 184V185ZM134 184H130V186L131 185L133 186ZM99 185L101 187V184H99ZM102 185H104V184H102ZM121 185H123V184L121 183ZM66 186L69 187V188L72 187V186H70V183L68 185H66ZM139 186H140V190L137 189V190H139L138 193H140V191L142 190L141 185H139ZM15 187H17V188L15 189ZM59 187H61V188H59ZM82 187H80V188H82ZM83 188L86 189L85 187H83ZM127 188L128 187L126 186L125 189H127ZM121 189H124V186L122 188L120 187L118 191H120ZM211 189L213 191H215V195H212V196H214V198H212V199H211V195H210V197L208 196L211 193H208L207 194V190L208 191L209 190L211 191ZM57 190H56V192H57ZM130 190H131V188H130ZM28 191H30L31 193H33V195L31 197H28L29 194H30V192H28ZM132 191H136V189L135 190L132 189L130 191L131 193L130 192H128V193L127 192L126 193L124 192L125 194L121 190L120 192H118V194L121 193V197H122V195L124 197V195H128V194H130V195L133 194V196L137 194V192L132 193ZM142 191H145L144 193H146V190H144V188H143ZM219 191H217V192H219ZM225 191H227V189ZM228 191H227V194H228ZM65 192H58V193H60L62 195L64 193L65 194L64 197H66L67 195H66ZM115 192L113 193V195L116 194ZM49 193H46V194H49ZM187 193H189L190 196H191V198L189 199L188 202L186 201V200H188L187 199V196L189 197V195ZM154 194H156V193H154ZM186 194H187V196H186ZM50 195H52V194H50ZM50 195H49V197L51 198ZM56 195H58V194H56ZM56 195H52V196L53 197L54 196L56 197ZM106 195H104V196L106 197ZM113 195H112V197H113ZM223 195L225 196L226 193L223 194ZM22 196L19 194V196H16V198L22 197ZM59 196L60 195H58V197ZM118 196L120 197V195H118ZM118 196L115 195L114 197H118ZM133 196H130V197L133 198ZM140 196H141V194H140ZM150 196H151V194H150ZM150 196H149V198H150ZM10 197H13V195H11ZM46 197H45V199L49 198V197H47V198ZM130 197H129V200L131 199ZM135 197H137V195ZM154 197H155V195H154ZM14 198H12L13 201H15ZM106 198H108V197H106ZM110 198L111 197L109 196V199ZM124 198L128 199L127 196L124 197ZM137 198L136 199L134 198V200L133 199H131V200L135 201V200H137ZM145 198H147V197H145ZM218 198H220V199H218ZM7 199H10V200L8 202H5L6 204H4L3 206H0V224H2V225L4 224L5 225L6 223H15L17 220L20 221L21 219H23L25 217H27L29 220H31V219L37 220L38 219L37 221H34V222H39V223H40L39 220H42V223H43V221H48V219L47 220H44L43 219V218H45V216L42 217V218H39V216H40L39 213H36V212L33 213L38 206H35L36 208L33 209V212L30 211V209H32V207H34V206H31V205H30L31 208H29V209L26 208V210L23 209V208H20L21 210H24V211L18 213L16 211L17 210L16 204L15 205L13 204V202H12L11 198H9V196L7 197ZM64 199H60V200H62V202H63ZM112 199L113 198H111V201H112ZM116 199H119V198H116ZM142 199L143 198H141V200ZM151 199H148V201L151 200ZM47 200H44V201H47ZM121 200H123V199H121ZM121 200H116L117 201V204H119V203L122 204V202H125V201H121ZM224 200H226V199H224ZM105 201H104V203H105ZM111 201H109L110 204H111ZM114 201H115V199H114ZM119 201H121V202H119ZM128 202H130V201H128ZM142 202L144 203V201H140V202L137 201L136 202V205H135L134 202H132V203H133V205L138 206ZM230 202H232V201H228L227 204L230 203ZM126 203H127V201H126ZM41 204H43V203H41ZM113 204H114V202H113ZM22 205H24V204H22ZM125 205L123 203L122 207L125 206ZM133 205H131V206H133ZM145 205H147V204H145ZM234 205L237 206L238 204H234ZM43 206H45V205H43ZM110 206L112 207V205H110ZM118 206H120V204ZM126 206L129 207L130 205L128 204ZM62 207H60V208H62ZM128 207L127 208L124 207V208L126 210H128V211L131 210V213H133L132 210L133 211L136 210V209H133V208L131 209V207L128 209ZM231 207H233V206H231ZM113 208H115L114 205H113ZM117 208L118 207H116V209ZM119 208L121 209V207H119ZM120 209H118V210H120ZM36 210H38V208ZM112 210H110V211H112ZM40 211H38V212H40ZM43 211H47L48 212L49 210L43 209ZM55 211L57 213L62 212V211H57V210H55ZM113 211H115V209ZM232 211L233 210H231V212ZM119 212H122V210L119 211ZM136 212L134 211V213H135L134 216H136ZM188 212H187V214H188ZM203 212L205 213V217L204 218H203L204 215L202 216V214H204ZM53 213H55V212H53ZM57 213H56V215H57ZM62 213L64 214V212H62ZM125 213H127V212H125ZM131 213H128V215H131ZM59 214L61 215V213H59ZM233 214H234V212H232V218H233ZM41 215H43V214H41ZM51 215L52 214H50L49 216H51ZM116 215H118V214H116ZM142 215H144V214H142ZM49 216L47 218H49V219L52 218V220H53V217H55V216H53V217H49ZM68 216H70V217H68ZM119 216H121V215H119ZM124 216H127V215H124ZM140 217H136V218L139 219ZM182 217L181 218L180 217L179 218L177 217L178 218V221H180L179 219H182ZM126 218L127 217H125V219ZM128 218H130V217H128ZM232 218L230 220H232ZM56 219H59V217L56 218ZM56 219H55V221L56 222H59ZM117 219H119V218H117ZM121 219H123V218H121ZM143 219H144V217H141L140 218V220H142L141 222H143L146 218L144 220ZM132 221H134V220H132ZM160 221H162V222H160ZM207 221H205V222H207ZM48 222H50V221H48ZM230 222H232V221H230ZM168 223H170V222H168ZM212 223H211V225H213ZM224 223L225 222H223V225H226ZM164 224L165 223L163 222V225ZM174 224H176V223H174ZM204 224H206V223H204ZM204 224H203V226H204ZM207 224L210 225L209 223H207ZM219 224H221V223H219ZM102 225H107V226L106 227L105 226L103 227ZM137 225L139 226V224H137ZM165 225H168V224H165ZM144 226H147V225H144ZM157 226H158V224H157ZM172 226H173V224H172ZM121 227H123V226H121ZM169 227H170V225H169ZM226 227H228V226H226ZM234 227L232 226V229ZM246 227H247V225H246ZM124 228H126V226H124ZM157 229L158 228H156L155 230H157ZM208 229L210 230V228H207V230ZM234 229H236V227ZM263 229H264V227H262V226H256V225L255 226H252L251 225V226H249L247 228H244L242 230L245 231V236L246 237H249L251 234H254L255 231L261 232V231H263ZM166 230H163V231H166ZM222 230H223V228H222ZM228 230H230V229H228ZM237 230H234V233H236ZM159 231H160V229H159ZM159 231H157V232H159ZM171 231H173V230H171ZM214 231H216V229ZM5 232H7V231H5ZM19 232L20 231H18L17 236H18ZM22 232H20V233H22ZM24 232L26 233V231H24ZM192 232H193V230H192ZM223 233H221V235L218 234V235L221 236V237L220 236L219 237L221 239H223L224 241L229 242V240L232 239V236L230 237L228 234H224L223 235ZM243 234H244V232H243ZM0 235H1V238H2V235L4 236V233L3 234H0ZM13 235L14 234L8 233L7 234L8 239H12L11 237ZM27 235H30V234H27ZM216 235L217 234H215V232H211L210 231L208 233V232H204V230H203V232L202 231L196 232V239H200V238L204 237V238H210V240H211V237L216 236ZM124 237H127L129 239L138 238V239L141 240V242H139V240L136 239L139 243H142V239L141 238H148V240L147 241L143 240L145 242L142 243V244H139V243L134 244V243H130V241L128 242L127 240H125L126 242L121 241L120 239H123ZM261 237H262V235H260V238L256 237V238L260 239L259 242L263 241V240H261ZM171 239H173V238H171ZM175 239H173V240H175ZM192 239H194V238H192ZM22 240L23 239H21V241ZM136 240H134V241H136ZM195 241H194V243H195ZM204 241H205V243L210 242L208 240H207V242H206V240H204ZM10 244H12V243H10ZM236 244H238L237 241H236ZM230 245L231 244H229V246ZM260 245L261 244H259V246ZM200 246L201 245H199V247ZM209 246H211V245L209 244ZM7 247H8V245H7ZM52 247H53V249H52ZM144 247L148 248L149 252H143V248ZM197 248H198V246H197ZM211 250L213 252V249L212 248H211ZM260 250H262V249H260ZM202 252L203 251H201V254H203ZM259 256H261V255H259ZM257 258H260V257H257ZM257 258L256 259L255 258L254 259H251L248 262V264H253V263L255 264V260L258 261L256 264H261V259H258L257 260ZM49 259L51 261H49Z\"/></svg>",
  "mask_w": 264,
  "mask_h": 264
},
{
  "label": "rangeland",
  "instance_id": "2",
  "mask_svg": "<svg viewBox=\"0 0 264 264\" xmlns=\"http://www.w3.org/2000/svg\"><path fill=\"white\" fill-rule=\"evenodd\" d=\"M67 2L68 3V5H69V7L70 8H77L78 10H80L81 12H85L87 15L89 14V12H92L93 11V7H94V1L93 0H84V3H90L91 1V5L90 4H88V5H86V4H84L83 3V0H79V2H76V0L74 1V0H62V2ZM82 1V2H81ZM87 1H89V2H87ZM145 1H147V0H145ZM175 2L176 1V3H173V6L171 5L172 4V2ZM183 1V2H182ZM203 1H206V0H203ZM203 1H201L200 0V2L198 1V0H172V1H166V0H164L161 4H159L160 5V8L159 7H155V11L157 10V11H159V12H166V15L170 18V17H172L173 16V13H175V17H178V15L180 14V13H182V11H184L185 9H187V8H191L190 10L188 9V10H186V11H189V14L190 13H192L193 15H191L190 14V18H188V20L187 21H184V16L186 15V17H188L187 16V12H185L184 11V15H182V17H183V21H181V23L179 22L180 20H182V18H179L180 20H177L178 18H176V20H174L175 21V23L174 22H172V18H168V17H166V21L168 22V20H171V21H169L170 23H172V24H170L169 23V25H171V28H170V26L169 27H167L166 29L167 30H163L164 31V36L166 37L167 35H168V37H163V35L161 36V35H159V36H157V34H160L159 32L157 33V30H155L154 31V35H155V37H156V41H154V42H152L153 44H147V42H145V39L143 38V36H142V33H141V31L139 30V28L138 27H136V26H134V25H132V24H130L129 22L128 23H126L127 25L128 24H130V26H127L126 24H125V30H128L127 32H123L124 30H122V31H119V30H121L122 28H121V23H118V25H117V23L116 24H114L115 26H113L115 29H113V28H110L109 27V24H107L108 25V27H107V25H106V23H105V25L103 24V22H98V24H100L99 26H98V30H99V32H100V35H103V36H99V39L102 41V45L104 46V45H106V47L104 46V50H105V52L103 53V54H97V56H96V58L98 59L97 61H99V64L104 68L105 67V70H103L101 73L102 74H100L101 76H99V77H101V79H93V77L92 76H94L95 75V62H91L92 61V59L94 58L93 57V55H92V53H91V50H89L87 47H86V45H84V41H82L83 40V36L82 37H79L80 35L79 34H77V33H75V32H73V35H74V37H72V41H74L75 42V38L77 37V38H79V39H77L76 41L77 42H73L74 44H72L73 46H69V47H64L63 48V46L62 47H56V43H55V40H54V38H53V36L51 35L52 33V30H51V25L50 24H52V22L51 23H49V27H50V35H49V38H48V42H50L49 44H53L54 46H55V49H56V51H58L57 53H58V56L57 57H55L58 61H59V65H57L55 62H52V63H50L51 64V66H52V70H55L57 73H55V71H53L54 73H55V75H57V77H59L60 78V80L58 79V81H60V82H62V83H58V82H56V81H52L53 83H51V84H47L46 86H40L38 83H29V84H32V86L33 87H31V88H35V89H40V90H49V91H54L56 88L55 87H57V86H59L60 88H59V90H55V93H56V95L57 96H59L60 98H62V100H64V102H66L67 104L68 103H71V100H72V98L73 97H76V96H81L82 94H83V96L86 98V97H91V98H98V100L100 101V100H102L101 98L103 97V96H105L104 94H105V92H110V93H113V95L115 96V97H119L117 94L120 92H122L123 93V91H126V92H128V91H132V90H134V89H136V91H141V90H143L142 92H144V94H147L146 92H149V94H147V95H149L150 97L148 98V96H147V99H145L147 102H148V104H151L150 106H151V109L154 111V114H155V116L153 117V118H151L150 120H147L146 121V125L144 126V127H146V128H144L143 127V125H140V124H137V123H134V122H128V121H123V119H117L116 120V118H111V117H113L112 115L114 114V113H120V111H122L123 109H119L120 107H118V106H115L114 107V109H115V111H114V113H112L111 115H107L106 117H103V116H99V114L98 113H93V117H91L89 120V122H88V124L86 125L87 127H89L90 129L89 130H83V126H80V127H82L81 128V130H80V128L79 127H76L75 128V130L77 129V128H79V130H80V132L79 133H83V132H86V131H89V132H86V134H87V136H86V134L85 133H83V134H81V135H83V137H85V138H83L84 140L83 141H81L80 139H78V138H80L81 137V135L80 134H78L76 137H74L76 134H77V131H79V130H76V133H75V130H73V129H69V128H67L68 130H73L72 132H68V133H72V137H74V139H76V140H74L73 138V140L72 139H70L71 137H70V134H68L67 135V139L70 141V142H74V143H77V144H81L80 142H78L79 140L82 142V146H84L85 144H86V146L85 147H81L80 145H77V147L79 148V150H76V149H74V147L72 148V149H74L73 151L72 150H70L71 152H77V151H80V154H82V152H83V150H84V152H89V155H88V153H86V155L85 156H87V157H85L84 158V156L82 157V156H79L80 154L79 153H76L77 154V156H70L69 154H74V153H69L68 152V154H66V152L64 153L65 155H66V157L64 156V155H62V154H60V155H62L61 156V158H63L64 159V157L68 160V161H66V160H61V158H60V160H56V161H54V165L53 166H55V167H57L59 170H61V171H59V173L61 174L62 172H64V171H66V165H67V163H70V161H69V159H74V160H72V161H75V163H77V161H76V159L78 160L79 159V163L77 164V167H79V168H85V169H81V170H79V169H77V171H79V172H81V171H83V172H81L82 173V176H80L81 175V173H79V172H77L75 169H73V167H76V165H72V164H69V165H67V170L69 171V168L70 167H72L71 169H70V171L72 172V171H74V172H76V174H78L81 178H83V177H86V178H88L89 176H92V175H94V176H103V175H110L109 176V180H111V182H113L112 184H113V186H112V188H113V191L116 193V194H114L113 195V193L114 192H112V190L111 191H109V194L108 195H106L107 193H105V192H107V191H105L106 189H103V187L105 186V182L103 181V180H100V181H97V182H99V183H95V182H92V180L89 178V180H91V181H88L87 179H85V178H83V179H85V183L84 182H80L81 183V185H78V184H80V183H74V178H76L78 175H76L74 172H70L71 174H72V176H71V174L70 173H66V172H64L65 173V177H68V179L66 180V182H64V181H62V182H64V184L63 185H61L63 188H61V187H59V188H61V189H59V190H57L58 188L55 186L54 188L55 189H52L51 187L49 188V187H47L48 189H45V190H40V191H36V194H34L33 195V193H31L30 191H28V192H30V194H29V196L28 197H31L32 195V199L34 200V197H35V200H39V198L41 197H43V196H47V197H49V195L50 194H52V195H56V194H58V195H60L59 197H58V195H56V197L54 196H52V195H50L51 196V198L49 197V198H47V199H45V197H43V199L44 200H47V201H44V200H41V202H40V204L39 205H33V204H28L27 202H25L24 201V199H23V196H22V191L20 190L19 191V189L17 188V187H15V189L17 188V191H16V193H14L15 192V190H13V191H11L10 192V195L9 194H7V197L9 196V198H11V200H12V202H13V204L15 205L16 204V207H17V212L18 213H20V212H22V211H24V210H21L20 208H23V209H25L26 210V208L27 209H29V208H31V206H34V207H32V209H30V211L31 212H33V209H35L36 207L35 206H38L37 208H38V210H36L35 209V211L33 212V213H39L40 214V216H39V218H42V217H44L45 216V218H43L44 220H47L48 219V221H50V222H48V221H43V223H42V220H39L40 221V223L39 222H34V221H37V220H33V219H31V220H29L27 217H25V218H23V219H21L20 221L19 220H17L15 223H6L5 225L3 224H0V234H3L4 233V236L2 235V238H1V235H0V264H6L5 263V261L4 260H7L6 258H5V255H6V257H7V255L9 254V252H10V250H11V248H12V246L14 245V244H16V243H18L19 242V244H21V243H25V241H29L31 238H30V236H32L33 234H36V233H40L39 231L40 230H43L44 229V227L46 228V229H55V230H57L56 232L57 233H59V232H61V230H62V233H60V234H62V236H65L66 237V235L69 233L70 234V232H73V231H75V230H77L78 228H79V226L74 222V220H72V219H69V218H67V215H72L73 214V212H69V211H66L65 210V208H63L61 205H57V204H60V203H63V204H66V201H67V197H68V191L69 190H67V189H72V190H75L76 189V187H73V186H76V184L79 186V187H77V190H79V189H82V191H85V192H97V193H100L101 191H103L104 190V192H102V194L103 195H100L99 197L101 198V200H102V203H101V205H100V208H102V207H105L104 209H102L104 212L106 211V209L107 208H109V210L108 211H106L107 212V214H109V215H111V216H113L114 217V219H115V221L114 222H111V223H109V224H107V225H109V226H107V225H102L103 227L105 226H107L105 229H107L106 231H117L118 229H125L126 231H134L135 233L136 232H139V231H154V232H156V233H159V234H161V238H162V240L164 239V241H178L179 243H182V240H183V242L185 241H187L188 243L190 242L191 244H193L195 247H196V249L197 250H200L201 249V251H203L202 253L203 254H201V251H199L200 253H199V256H201L200 258L203 260V263L204 264H248V262L251 260V259H256L257 257H260V258H257V260L258 259H261V264H264V229H263V231H261V232H257V231H255V233L254 234H251L249 237H246L245 236V231L244 230H242V229H244V228H247V227H249V226H262V227H264V222H258V223H255L254 221L255 220H257V218H255V219H253V220H250L249 222H248V220H242V219H240L239 217H238V211H240V210H244V208H245V206H243L242 204H243V197L242 196H240V198H237L236 197V199H235V197L234 196H231V194H230V192L228 191V188L226 187V181L228 182V181H230L231 179H233L232 181L233 182H231V183H235L234 182V180L236 181V183H235V186H234V190L233 191H237L240 195H244V193H243V191L245 192V190H242V188H240L238 185H240L241 184V182H246V180H244V179H247L248 178V176H246V177H242V178H240V179H238V181H237V179H235V176H233V175H229V174H227L226 176L225 175H223V174H226V173H223V172H221L222 173V175L220 174V171H218V169L217 168H215L214 167V165H213V160L215 159L214 158V156H215V154H217L218 155V150L216 149V147H214L213 148V143H212V141H213V139L211 138L212 136H210L211 135V133L209 134V132L212 130V119H211V116L213 115V113H211L210 111V114H209V116H207L208 115V113L209 112H203V110L205 111V109H203L205 106H204V104L202 103V102H200L199 101V98L196 96H194V93L195 92H198L196 89L198 88L195 84H196V77L197 76H199L200 75V72H201V70H205V66H207V67H211L214 63H219L220 64V62H227V61H237V60H239V59H237V58H247V57H249L251 54L249 53V52H241V53H237V54H235V55H233V54H230V51H232V49H233V47L231 46V45H229V44H225V47L223 46L224 45V43L223 44H221L220 42H215V41H212V43H211V41L210 42H208L209 40L208 39H206V40H208L207 42H205V44L203 43V42H197L198 40H200V41H202V40H204L205 39V35H206V32L204 31V30H206L207 31V28H206V25H207V23L209 22V21H206L205 23H206V25H204L203 24V22H204V19H207V17H205L204 15H206V13L205 12H207L206 11V9H207V2L209 1H211V0H208V1H206V3H204ZM228 1H230V2H236V3H238L239 1H242V0H228ZM34 4H33V3ZM54 4L56 3H60L61 1L60 0H54V1H52ZM74 2V3H73ZM109 2H111V0H105V3H109ZM166 2H168V3H166ZM208 2V3H209ZM243 2H246V4H245V9L244 8H242L241 9V13H237V15L236 16H238L237 18V20L236 19H234V21H233V24H231V25H229V26H227L225 29H226V31H227V33H230L231 31H233L232 29H234V28H231V27H235V25L236 26H240L241 28H249V27H251V29H253V31H255L257 28H259V27H261V28H263L264 29V0H243ZM243 2H240L239 4L241 5V3H243ZM258 2H260V3H258ZM261 2H263V3H261ZM26 3H28V5L26 4ZM80 3H83V6H82V4H80ZM235 3V4H236ZM248 3V4H247ZM250 3V4H249ZM27 6H26V5ZM30 4V5H29ZM93 4V5H92ZM170 4V5H169ZM185 4V5H184ZM196 4V5H195ZM199 4H201V5H199ZM202 4H203V6H202ZM263 4V5H262ZM21 10H25L24 12H30L29 11V9L31 8V5H32V8L30 9V10H33V8H34V10H35V8H36V10L34 11H31V14H29L30 16H28V18H27V25H28V23L32 26V25H35V27H37V26H41L42 28H41V32H45L46 34H47V27H48V22H50L51 20H49L47 17H46V12H47V6H44V5H46L45 4V1H43V0H22L21 1ZM71 5V6H70ZM80 5L82 6V7H80ZM86 5V6H85ZM159 5H157V6H159ZM168 5V6H167ZM176 5V6H175ZM182 5L184 6V8H185V6H187L185 9H182L183 7H182ZM193 5H195V6H193ZM197 5H198V7H197ZM236 5H238V4H236ZM251 5V6H250ZM24 6L26 7V8H24ZM37 6V7H36ZM43 6V7H42ZM165 6V7H164ZM174 8L173 10H178L179 12H173V10H171L172 9V7ZM176 8H175V7ZM178 6V7H177ZM192 6V7H191ZM205 6V7H204ZM42 7V8H41ZM92 7V8H91ZM164 7V8H163ZM181 7V9L179 10V8ZM239 7V6H238ZM249 7V8H248ZM28 8V9H27ZM40 8V9H39ZM45 8V9H44ZM82 8H87V9H82ZM163 8V9H162ZM194 8H196V10H198V12L194 9ZM198 8V9H197ZM259 8V9H258ZM42 9V10H41ZM76 9V10H77ZM159 9V10H158ZM167 9V10H166ZM171 10V11H168V10ZM203 10L204 12H201L200 10ZM40 10V11H39ZM46 10V11H45ZM88 10V11H87ZM90 10H92V11H90ZM163 10V11H162ZM193 10H195V11H193ZM240 10V9H239ZM248 10V11H247ZM168 11V12H167ZM192 11V12H191ZM245 11V12H244ZM246 11H247V13H249V14H247L246 13ZM252 11V12H251ZM172 12V13H171ZM200 12V13H199ZM177 13H178V15H177ZM195 13V14H194ZM199 13V14H198ZM246 13V14H245ZM34 15L35 17L33 18V16H31V15ZM171 14V15H170ZM183 14V13H182ZM200 14H203V16L202 15H200ZM150 15V14H149ZM200 15V17H198V16ZM244 15V16H243ZM192 16H194V17H196L197 16V19L199 18V19H201V16H202V19H203V21H201V20H197L196 18H194V17H192ZM90 18L92 17L93 18V16H91V14H90V16H89ZM204 17V18H203ZM46 18V19H45ZM91 18V19H92ZM246 18V19H245ZM249 18V19H248ZM6 18H5V16L3 15V13L0 11V20L1 21H7V19L5 20ZM187 19V18H186ZM189 19H190V21H189ZM192 19V20H191ZM200 23H202L204 26H201L202 24L200 23H198L196 20ZM240 19V20H239ZM244 19V20H243ZM29 20H31L30 22H32V23H30V22H28ZM1 21H0V24H1ZM43 21V22H42ZM238 21H240L239 23H238ZM177 22H179V23H177ZM185 22V23H184ZM189 22V23H188ZM243 22V23H242ZM262 22V23H261ZM37 23V24H36ZM47 23V24H46ZM174 23V24H173ZM192 23H194V26H193V24ZM210 23V22H209ZM185 24V25H184ZM187 24V25H186ZM257 24H259V26H257ZM174 25V26H173ZM176 25V26H175ZM179 25H181V26H179ZM190 25V27L188 28V26ZM195 25L197 26V25H200L199 27H200V29H199V27L197 26V27H195ZM233 25V26H232ZM261 25V26H260ZM3 26V27H2ZM44 26V27H43ZM103 26H104V28H103ZM184 28H183V27ZM186 26V27H185ZM191 26H193V27H191ZM108 29H107V28ZM129 27V28H128ZM176 28V29H178V30H176V29H173V28ZM179 27H181V28H179ZM206 28V29H203V28ZM230 27V28H229ZM239 27V28H240ZM117 28H118V30H117ZM186 28V29H185ZM187 28H188V30H187ZM202 28V29H201ZM240 28V29H241ZM0 29L2 30V31H0L1 32V34H8L7 36H17V37H21V35L22 36H29V35H31V34H29L27 31H21V32H19L18 30L16 31V30H13V28L11 29V26L9 27H6V26H4L3 24H1L0 25ZM108 31H107V30ZM109 29H112V30H109ZM168 29H171V30H168ZM180 29L182 30V31H180ZM187 30V31H189V32H187L186 31V33H185V35H186V37H189V38H185L184 39V32H183V30ZM191 29V30H190ZM193 29L195 30V31H193ZM196 29H199V30H203V31H196ZM240 29H236V31H235V33L233 34V35H236V34H238L239 33V30ZM6 30V31H5ZM135 30H137V31H135ZM172 30H175V34H174V32L172 31ZM184 30V31H185ZM169 31V33H165V32H168ZM23 32V33H22ZM25 32V33H24ZM36 32V31H35ZM43 32V33H44ZM124 34H122V33ZM156 32V33H155ZM174 34H172V33ZM181 32H182V34H181ZM191 32H193L192 34H195L196 32H197V34H198V37H197V35H193L192 36V34H191ZM199 32V33H198ZM203 32V33H202ZM26 33H28V34H26ZM43 33H42V37H43ZM110 33H111V35H110ZM115 33V34H114ZM122 34L120 37H121V40L123 41V39L124 38H126L127 36H130L131 37V39H132V41H134L135 42V40L137 41V42H135V45H139V47H140V45H141V47H140V50H138L139 49V47H138V49H136L134 52H133V49H131V51H130V53H134V54H132V56H131V54L129 55H127V54H125V55H127V57L126 56H122L120 53H118L119 52V49H118V51L117 50H115V49H117V47L115 46L114 48H113V44L114 45H116L115 43H112V42H110L109 43V41H113V40H115L116 38H117V35L116 34ZM126 33V34H125ZM161 33V34H162ZM181 34V36H180V34ZM11 34V35H10ZM45 34V35H46ZM131 34H134V36L133 35H131ZM201 34V35H200ZM19 35V36H18ZM138 37H140V38H138ZM171 37H170V36ZM184 35V36H183ZM189 35H191L192 37H193V40L192 39H190V37L191 36H189ZM204 35V39H202V36ZM123 36V37H122ZM136 36V37H135ZM173 36H175L174 38H173ZM108 37V38H107ZM116 37V38H115ZM163 37V38H162ZM177 37V38H176ZM180 37H183V38H181L182 40H180ZM201 37V38H200ZM107 38V39H106ZM112 38V39H111ZM113 38H115V39H113ZM123 38V39H122ZM136 38V39H135ZM162 38V40H164V41H162L163 43H165V44H168V43H170V42H173L174 44H172V45H174L176 48H178V46H179V44H180V46H179V48H178V55H181L182 57H183V59L184 60H187V58L189 59V56H190V53H191V56H193L192 54H195V55H197V54H201L202 52V55H198V58H200V61H198V63H197V66H196V73L194 74V75H192V77H194L195 76V80H193V78L191 77V79L193 80V81H195V82H193L192 80H190V78L188 79V81H189V83L190 82H192L191 84H187L188 83V81H186V80H181L182 78H180V76L178 75V74H176V75H174L175 74V70L173 71V68L171 67L172 66V64H171V61L170 60H167V53H168V50H166L167 48L164 46V44L163 43H161L160 45L159 44H154V43H159V42H161L160 41V39ZM169 38V39H168ZM171 38V39H170ZM198 38V39H197ZM108 39H110V40H108ZM176 39H179V40H176ZM30 40H32V39H30ZM126 40V39H125ZM124 40V41H125ZM157 40H159V41H157ZM189 40H190V42H189ZM47 41H45L46 42V44H48V42ZM103 41H104V44H103ZM138 41H139V43H138ZM174 41H176V42H174ZM182 41V42H181ZM183 41H186V42H184L183 43ZM193 41H195V42H193V43H195V44H193L192 42ZM80 42H81V44H80ZM143 42V43H142ZM178 42V43H177ZM138 43V44H137ZM189 43H192V44H189ZM48 44V45H49ZM143 44H146V45H143ZM186 44H188V45H186ZM197 44V45H196ZM201 44V45H200ZM209 44V45H208ZM212 44V45H211ZM80 45H81V47H80ZM149 45V46H148ZM178 45V46H177ZM200 45V46H199ZM204 45V46H203ZM214 45H218V46H214ZM5 46H7V47H5ZM50 46V45H49ZM160 46H162V47H160ZM202 47L201 48V51L200 50H197V49H199V48H196V47ZM3 47H5V48H7L8 50H6L5 48L3 49V53H2V55L4 54V56H2V55H0V56H2V57H0V62H3V63H5L6 65H9V63L10 62H12L14 59H15V57H16V52H15V50L13 49V47L12 46H10V45H4ZM50 47H52V46H50ZM108 47V48H107ZM160 49H159V48ZM189 47V48H188ZM229 47H230V49H229ZM63 48V49H62ZM144 48H145V50H144ZM152 48V49H151ZM186 48V49H185ZM61 49V50H60ZM142 49H143V51H142ZM226 49H227V51H226ZM11 50V51H10ZM81 50V51H80ZM108 50H110V51H108ZM138 50V51H137ZM159 50V51H158ZM165 50V51H164ZM189 50V51H188ZM221 50H223V51H221ZM9 51V52H8ZM115 51V52H114ZM117 51V52H116ZM146 51V52H145ZM154 52V55H153V52ZM156 51V52H155ZM191 51V52H190ZM194 51V52H193ZM196 51H198V53H195ZM72 52H74V53H72ZM143 54H142V53ZM147 52H149V54L147 53ZM163 52V53H162ZM185 52V53H184ZM229 52V53H228ZM7 53V54H6ZM64 53H65V55H64ZM67 53V54H66ZM105 53H108V54H105ZM115 53V54H114ZM117 53V54H116ZM138 53H140V54H138ZM160 53H162V54H160ZM183 53V54H182ZM187 53H189V54H187ZM206 53V54H205ZM229 54V56H227L228 54ZM246 54V56H245V54ZM9 54V55H8ZM70 56H69V55ZM72 54H74V55H72ZM158 54H160V55H158ZM187 54V55H186ZM240 54H242V55H240ZM248 54V55H247ZM263 54V55H262ZM260 53V54H258L257 53V55L256 56H253V58L255 59V58H257L258 56H260V57H258L259 59H258V61L256 60V63H255V60H253L251 63H250V65L248 66V68L249 69H251V70H249L248 69V71L249 72H247V73H250L254 68V72H252V74L250 75V76H252V78H254V77H256V71H257V73H258V71L260 70V68H258V67H260V65L264 68V52L263 53ZM68 55V56H67ZM72 55V56H71ZM102 55V56H101ZM136 55H138V56H136ZM141 55V56H140ZM142 55H143V57H142ZM148 55V56H147ZM232 55V56H231ZM41 56H45V57H48V56H46L45 54H41ZM50 56V55H49ZM60 56V57H59ZM62 56V57H61ZM154 56H156V57H154ZM184 56H186V57H184ZM201 56V57H200ZM205 56V57H204ZM206 56H207V58H206ZM237 56H239V57H237ZM63 57H65L64 59H63ZM75 58L76 60L75 61H78V62H81V61H85V63H78V62H74V63H72L71 61H70V58ZM80 57V58H79ZM88 57V58H87ZM92 57V59H90ZM100 59H99V58ZM111 57V58H110ZM137 57H139V58H137ZM231 57V58H230ZM234 57V58H233ZM262 57V59H260ZM5 58L7 59V60H5ZM49 58H51V57H49ZM102 58V59H101ZM107 58V59H106ZM109 58V59H108ZM121 58H122V60H121ZM133 58V59H132ZM141 58V59H140ZM159 58V59H158ZM163 58V59H162ZM225 58H227V59H225ZM60 59V60H59ZM62 59V60H61ZM69 59V60H68ZM82 59V60H81ZM86 59V60H85ZM126 59H128V61H130V62H128ZM139 59V60H138ZM155 59H158V60H155ZM160 59H162V60H160ZM208 59V61L206 62V60ZM229 59H232V60H229ZM63 60H65V61H63ZM199 60V59H198ZM117 61V62H116ZM119 61H120V63H119ZM139 61V62H138ZM141 61V62H140ZM162 61L164 62V63H162ZM220 61V62H219ZM161 64H160V63ZM170 62V63H169ZM204 62V64H202V63ZM261 62H262V64H261ZM102 63V64H101ZM127 63V64H126ZM131 63V64H130ZM152 63V64H151ZM206 63H210L209 64V66H208V64L206 65ZM212 63V64H211ZM50 64H47V66L48 65H50ZM78 64V65H77ZM128 65V66H124V68H123V66L121 67L120 65ZM136 64H138V66H136L135 67V65ZM140 64V65H139ZM170 64V65H169ZM252 64H254V65H252ZM255 64H256V66H255ZM258 64H259V66H258ZM133 65H134V67H133ZM156 65V66H155ZM203 65H205L204 66V68H202V69H200L201 68V66H203ZM211 65V66H210ZM251 65H252V67H251ZM77 66V67H76ZM170 66V67H169ZM258 66V67H257ZM43 67V69H44V67L45 66H42ZM161 69H160V68ZM164 67V68H163ZM216 66H214L213 68H215ZM256 67H257V69H256ZM122 68V69H121ZM237 68L239 69V71H237L236 70V76H238V77H236V78H234V82L235 81H237V80H235V79H238V82H240L241 80H243V81H241L240 83H238V85H237V83H233V85L231 86L232 88H235V89H240V87H247V86H252V84L253 83H249L247 80H245V76L246 75H244V74H247L244 70H245V68H244V70L243 69H241V68H243V66H237ZM236 68V69H237ZM253 68V69H252ZM8 69V70H7ZM6 70H5V73H3V74H7V73H9V74H11L12 73V70H10L9 68H7ZM121 69V70H120ZM134 69V70H133ZM144 69V70H143ZM146 69V70H145ZM163 69V70H162ZM216 69V68H215ZM214 69V70H215ZM72 70V71H71ZM149 70V71H148ZM152 72H151V71ZM162 70V71H161ZM242 70V72H240ZM264 70V69H263ZM8 71H10V72H8ZM143 71V72H142ZM155 71H156V73H155ZM165 71V76L163 75L164 72ZM169 72V74L167 73V72ZM173 71V72H172ZM200 71V72H199ZM125 72V73H124ZM203 72V71H202ZM201 72V73H202ZM244 72V73H243ZM68 73V74H67ZM70 73H72L71 75L72 76H69V74ZM125 75H124V74ZM199 73V74H198ZM238 73L240 74L241 73V75H238ZM242 73H243V75H242ZM3 74H1L0 76H5L4 78H8L7 76H9V74L8 75H3ZM66 74V75H65ZM166 74H168V75H173L172 77H170V79L171 78H173V77H177V80H179V81H176V83H173V82H171V80L169 79H167L166 80V78H168L167 77V75ZM255 74V75H254ZM157 75V76H156ZM254 75V76H253ZM25 76H28V75H25ZM25 76H24V78H25ZM102 76H103V78H102ZM121 76H123V79L121 78ZM156 76V77H155ZM242 76V77H241ZM30 77H33V76H30ZM41 76H39V75H37V76H35V78H40ZM99 77H97V78H99ZM162 77V78H161ZM23 78V79H24ZM126 80H125V79ZM244 78V79H243ZM28 79H30V78H28ZM62 79H65V80H62ZM103 79V80H102ZM157 79H159V81L157 80ZM176 79V78H175ZM88 80V81H87ZM103 82H106V83H103ZM107 80V81H106ZM147 80V81H146ZM174 80V79H173ZM41 81H43V79L41 80ZM169 81L171 82V83H169ZM175 81V80H174ZM180 81H183L182 83H180V84H178ZM244 81H246V82H244ZM84 83H86V84H84ZM101 83V84H100ZM104 85H103V84ZM183 83H185V84H183ZM242 83V84H241ZM245 83V85L246 84H249V85H243ZM177 84V86H175ZM181 84H183V85H181ZM236 86H235V85ZM262 84V85H261ZM84 85H85V87H84ZM187 85V86H186ZM189 85H192V86H189ZM241 85V86H240ZM52 86V87H51ZM100 86H102V87H107V88H110V89H102ZM146 86V87H145ZM171 86V87H170ZM175 86V87H174ZM234 86V87H233ZM260 86V87H259ZM264 85H263V83H259V84H257V85H255V88H254V93L256 92V96L258 97V96H261V95H264L263 93L264 92H262L263 91V89H262V87H263ZM49 87H51V88H49ZM170 87V89H168ZM187 87H189V88H187ZM194 87H196L195 89H194ZM78 90H77V89ZM87 88V89H86ZM172 88H174V89H177V91L175 90L174 92H175V99H172V98H169L168 97V95H166V94H168V92L167 91H170ZM179 88V89H178ZM192 88V89H191ZM262 90H261V89ZM61 89V90H60ZM184 89H187V90H185L184 91ZM190 89L192 90L191 92H190ZM123 90V91H122ZM178 90H180V91H178ZM183 90V91H182ZM188 90H189V93H191V94H189L188 93ZM259 90V92L260 93H257V91ZM150 91H151V93H150ZM77 92V93H76ZM80 92H81V95H80ZM83 92V93H82ZM186 92H187V94H188V98H189V100L186 98L187 96H186ZM119 93V95H121ZM153 93H155L154 95H153ZM90 94V95H89ZM158 94V95H157ZM258 94V95H257ZM260 94V95H259ZM86 95H88V96H86ZM101 95V96H100ZM156 95V96H155ZM185 95V98H186V100H184L185 98H183V96ZM195 95H197V93H195ZM99 96V97H98ZM156 98H155V97ZM164 96H166V97H168V99H166V97H164ZM182 96V97H181ZM256 96H252L248 101V103L246 104V106L247 107H245L244 105H245V103L246 102H244V103H241L246 109H242V106H241V104L238 106V109L237 110H239L238 112L240 113V114H238L237 115V117L240 119H242V117H240V116H243L244 118L242 119V120H246L245 119V117H246V113H247V109H248V107H249V103L250 102H252V100H255V99H257V97ZM0 97H2L1 99H2V104H1V106L3 105V109H2V107L0 106V156H1V162H0V180H2V178L5 180V181H0V182H4V187H3V189L4 188H6L5 186H9V188L11 189V187H13L11 184H10V180H13L12 178H14V179H17V177L15 178V176H16V173H17V176H19L18 178V180L20 181V178L22 177V175H23V170H29V171H31L30 169L34 166V164L35 165H37V166H34V167H38V160L39 159H41L42 160V157L43 156H41V155H37L36 156V153H35V150L33 149V146L31 145V143H29V141L26 139V141H28V142H25L26 144L27 143H29V144H27V146L25 145V143H24V145L26 146V148H24L25 146H21L22 144V142L23 141H25V140H23L22 142L20 141V139H17V137L19 138H21V135L23 134L24 136H26V131H21V132H19V130H21V123H22V121H25L24 123L27 125V126H34V127H36L37 126V124H38V121H37V118L38 117H44L45 119H50L49 118V116L47 115V113L45 112H40V111H38L37 112V107H36V109H34V112L35 113H25L27 116H25V114H24V111H23V106H22V104H21V102H18V101H12V98H11V96L10 95H8L7 93H5V92H1L0 93ZM77 97V99H78V101H81L82 99H81V97L80 98H78ZM139 97L141 98V96H137V97H135V98H132L131 100H129V102H130V104L128 103V102H126V103H124L122 106H124V107H127L128 109L129 108H134V109H136V108H138V105L141 103L140 102V100L143 98V95H142V98L141 99H139ZM256 97V98H255ZM85 98H83V99H85ZM137 98V99H136ZM177 98H180V99H177ZM194 98H197V100L196 99H194ZM253 98V99H252ZM134 99V100H133ZM191 99V100H190ZM252 99V100H251ZM10 100V101H9ZM67 100V101H66ZM152 100V101H151ZM153 100H156L155 102V104L154 103H152V102H154ZM164 100H165V102H164ZM169 101V103H168V101ZM171 100H173V101H171ZM176 100H177V102H178V100L180 101L179 103H176ZM4 101V102H3ZM189 101V102H188ZM161 102V103H160ZM173 102L175 103V104H173ZM185 102V103H184ZM197 102H200L201 103V105L202 106H204V107H202V106H200V105H198V104H200V103H198L197 104ZM164 103H166V105L164 104ZM187 103V104H186ZM192 103H194L195 105H193ZM15 104H17V105H15ZM129 106H128V105ZM160 104V105H159ZM164 104V105H163ZM172 104V105H171ZM180 104V105H179ZM183 104V105H182ZM185 104V105H184ZM196 104H197V106H196ZM126 105V106H125ZM169 105L170 106H172V107H169ZM175 105H176V107L179 109H176V110H178V111H175L174 109L176 108L175 107ZM15 106H17L18 107V109L15 107ZM43 106V105H42ZM93 107H95V108H97L98 106H96V105H92ZM137 106V107H136ZM159 106V107H158ZM161 106H165V107H168L167 108V110H168V112H167V110H164V109H161V108H165V107H161ZM174 106V107H173ZM182 106V107H181ZM184 106V107H183ZM194 107L193 109L191 108V107ZM10 107V110L11 109H13V111H14V117H10V115H11V113H13L12 112V110H11V113L9 112V108ZM12 107H15V108H12ZM46 107V106H45ZM195 107H199L198 109L197 108H195ZM201 107V108H200ZM43 108H44V106H43ZM159 108V109H158ZM183 108V109H182ZM240 108H241V110H240ZM170 109V110H169ZM186 109V110H185ZM194 109H196L195 110V113L196 112H199V110L201 111V112H203V113H201V112H199L197 115H199V116H201V118H199V121H201V123L200 124H198L199 123V121L197 122H195V123H193L194 121H193V118H190V117H192V116H194L195 115V113H193L192 111L194 110ZM174 111L175 113L174 114H176V115H174V116H172L173 114L171 113L172 111ZM180 110H183V112L182 111H180ZM187 110L189 111V112H187ZM171 111V112H170ZM185 111V112H184ZM245 113V116L243 115L244 113ZM8 112V113H7ZM186 112L188 113V115L186 114ZM237 112V113H238ZM242 112V113H241ZM260 112V114L262 115V113H261V111H259ZM259 112H257L255 115H254V119L255 120H257L261 115H259ZM158 113V114H157ZM183 113V114H182ZM187 115V117H184L183 115H185V114ZM206 113V115H204ZM236 113V114H237ZM17 114V115H16ZM178 114V115H177ZM182 114V115H181ZM46 115H47V117H46ZM157 115H159V116H157ZM165 115V116H164ZM169 115V116H168ZM180 115V116H179ZM185 115V116H186ZM192 115V116H191ZM203 115V116H202ZM171 116H172V118H171ZM176 116H178V117H176ZM182 116H183V118H182ZM196 116V115H195ZM194 116V117H195ZM204 116H207V117H210L209 119H207V117H206V119L208 120V121H206V120H203V119H205V117ZM8 117H10V118H8ZM33 117V118H32ZM167 117V118H166ZM189 117V118H188ZM213 117V116H212ZM95 120H97V121H95ZM174 118V119H173ZM177 118H181V119H179V120H181V123H179L180 121L179 120H177ZM186 120H185V119ZM188 118V119H187ZM257 118V119H256ZM11 119V120H10ZM12 119H14L13 120V122H11V124H10V121H12ZM19 119V120H18ZM186 121H184V120ZM189 120H191V122L192 123H190L189 122ZM174 121H175V123H174ZM179 121V122H178ZM187 121H188V124H187ZM203 121H205L206 123L207 122H209V124H211V125H209L208 123H207V125L208 126H210V127H208V129H209V131H208V129H207V127H205L204 126V124H205V122H203ZM6 122H8L7 124H5ZM31 122V123H30ZM168 122V123H167ZM98 123V124H97ZM170 123V124H169ZM175 124V125H173V124ZM184 123V124H183ZM187 125H186V124ZM50 124V123H49ZM68 124V121L66 122V124H65V126H68L67 125ZM100 124V126H98ZM176 124H177V126L178 127H176ZM190 124L191 125H194L195 126V124H196V126L195 127H198L199 125H200V127H201V130H200V127H198L196 130H195V128L193 129V130H191V126H190ZM9 125H11V126H9ZM19 125V126H18ZM182 125V127H180ZM204 127H203V126ZM4 126H6V127H4ZM114 126H118V128H116V127H114ZM120 126V127H119ZM129 126V127H128ZM132 128H131V127ZM174 126H175V128H174ZM187 126L189 127V128H187ZM193 126V127H194ZM18 127V128H17ZM39 127V126H38ZM121 127H125L124 129H128V131H130V132H135L136 130H137V134H135V136H138L139 137V135L142 137V138H137V137H131L130 139H129V137H126L125 135H120V133L118 132V131H116V130H114V129H117V130H119ZM134 127H135V129H134ZM142 127V128H141ZM164 127V128H163ZM112 128H114V129H112ZM143 128H144V130H143ZM168 128V129H167ZM179 128V129H178ZM99 129H101L104 133L107 131V134L105 133V134H103V132L101 133V131L99 130ZM186 129V130H185ZM189 129L191 130V131H189ZM204 129H206V130H204ZM43 130H45V129H43ZM67 130V131H68ZM82 130H83V132H82ZM147 131V132H144V131ZM163 130V131H162ZM180 130V131H179ZM17 131V132H16ZM95 131H97V132H99V133H95ZM109 131H110V135L108 134L109 133ZM112 131H113V134H111L112 133ZM140 131H141V134H138V133H140ZM175 131H179V132H177V133H179V134H176L175 133ZM201 131H203V132H205V133H203V134H205V135H208V136H206V139H208L209 137H210V139H208L207 141H209V140H211L210 142L212 143H202V145L200 144V140H196V139H198V138H200V133H201ZM19 133V134H16V133ZM25 132V133H24ZM90 132H92V134L91 135H93V133H94V135L95 134H97V135H95L96 137V139L94 138V136L92 137L91 135H89V133ZM119 134H118V133ZM151 133V135L150 134H148V133ZM159 132H161L162 134L161 135H166V140H168V141H170L171 143H174L173 141H175V142H177V143H180V145L182 144L181 143V141H183V145L184 146H188V147H185L186 148V150L188 149V151H190V152H188V154H189V156L191 157V158H193V159H191L192 160V162H195V160H196V158H197V160H196V162L195 163H198L199 162V164H203L202 165V167H204V168H209L208 170H207V168H206V170L207 171H209L210 169V171H209V173L210 174H212V176L213 175H215V177H214V182L216 181L215 180V178L216 179H218V183L217 182H215V184H219V185H216V194L218 193L219 195H218V197H222L221 199V201H220V203L221 202H224V204H225V206L226 207H224V205H223V203H221L220 204V207H217L218 208V211L220 212V210H221V208H222V210H221V212H220V215H223V214H225V215H223V217H222V219L220 220V221H218V222H216L217 224H213L212 222H208L207 220H205V221H207V222H205V221H201V220H197V219H195L194 220V218H192V213L191 212H188V214H187V212H186V214H185V216H181V215H178L177 214V217L179 218H181L182 217V219H179L180 221H178V218L176 217V218H174V219H168V222H170V223H168L167 222V220H164L163 222L165 223V224H168V225H163V222L162 221H160V222H162V223H160L159 224V222L157 221V220H155L156 222H154V220L153 221H151L150 220V218H148V215L147 214H145V213H147L146 211H147V209L148 208H146V207H149V206H151V205H149V202H150V204H152L153 203V201L155 200V198H156V195H157V192H155L156 190H153V191H151L152 190V188H150V189H148V191H147V187L148 186H146V188H145V186H143V184H142V182H141V180H139V179H136V178H138V177H136L134 174H132L131 172H132V169L130 170L129 169V166H130V168H132V165L133 166H136L137 165V163L139 162H141V158L140 157H142L143 159H145V158H147V155H149L148 154V152L150 151V150H152V148H153V145H154V143L156 142V141H154V139H156V138H158V136L160 135V133ZM171 132V133H170ZM185 132H188V134L187 133H185ZM207 132V133H206ZM245 133H246V131H244ZM16 134V135H14V134ZM21 133V134H20ZM136 133V132H135ZM143 133V134H142ZM146 133H147V135H146ZM156 133V134H155ZM166 133V134H165ZM183 133V134H182ZM192 133V134H191ZM8 134H10V136H8ZM98 134H99V136L101 135V134H103L104 136H106V138L104 137V136H102V138L100 137V138H98L97 136H98ZM159 134V135H158ZM172 134H174V135H172ZM187 134V135H186ZM11 135H14V136H12L11 137ZM20 135V136H19ZM74 135V136H73ZM80 135V136H79ZM113 137V136H116L117 137V139L118 140H116V138L115 137H113V138H115V139H109L110 137ZM143 135V136H142ZM146 135V136H145ZM149 135V136H148ZM169 135V136H168ZM171 135V136H170ZM184 135V136H183ZM202 135V134H201ZM224 135V134H223ZM223 135L221 136L222 138H223ZM125 138H128V139H125ZM154 136V137H153ZM188 136H190V137H188ZM111 137V138H112ZM145 137H146V139H145ZM156 137V138H155ZM225 138L224 139H226L227 138V136H224ZM9 140H8V139ZM10 138H12V139H10ZM88 138H90V139H95V140H90V139H88ZM125 140V141H120L119 142V140ZM134 138V139H133ZM169 138V139H168ZM214 138V137H213ZM16 141H15V140ZM82 139V138H81ZM86 139H88L87 141L88 142H86ZM101 139H106V140H101ZM134 141H133V140ZM135 139H136V141H137V143L135 142ZM142 139H143V141H145V142H143L142 141ZM3 142H2V141ZM5 140H7V141H5ZM78 140V141H77ZM99 140V141H98ZM131 140V141H130ZM76 141V142H75ZM90 141H92L93 143H91ZM95 141H97V142H99V144H97V145H100V144H102L103 143V145H101V146H98L97 147V149H95V148H93V146L92 145H94V142ZM100 141H102V143H100ZM109 141V142H108ZM126 141H128V142H131V144H133L134 142L136 143H134L133 145H131V144H129V143H127ZM151 142V144H149L150 142ZM194 141V142H193ZM197 141V142H196ZM17 142V143H16ZM46 142V141H45ZM72 142V143H73ZM83 142H86V143H83ZM97 142H95V144L97 143ZM126 142V143H125ZM140 142V144H141V146H142V143L141 142H143L144 144H143V146L145 145V147L147 148V149H144V147H142V150H143V152H145L146 150H147V152H145L146 153V157H144L145 155V153H143L142 154V150H139V148L141 149V147L139 146V147H135L136 145H138V143ZM149 142V143H148ZM4 143V144H3ZM7 143V144H6ZM16 143V144H15ZM19 143V144H18ZM73 143V144H74ZM106 143H107V145L109 144H111L109 147H112V148H106L107 149V151L109 150V152H110V150L111 151H113V150H115L114 151V153L113 152H110V154H113V159H110V161L109 160H107L106 158H108L107 156H105V155H107L109 152H106L105 153V150H103V151H101V152H99L100 151V147H102V146H104V148H105V146H106ZM113 143H114V145H115V147H117L116 149H114V147H113ZM117 143V144H116ZM148 143V144H147ZM18 144V145H17ZM71 144V143H70ZM105 144V145H104ZM119 144V145H118ZM124 144V145H123ZM127 144V145H126ZM186 144V145H185ZM189 144H191V145H189ZM196 144V145H195ZM204 144V145H203ZM208 146H207V145ZM4 145H6V146H4ZM11 145L14 147H16V145L18 146V147H23L24 148V150H23V148H21L20 149V153H21V157L24 155L25 156V154H26V157H27V154L29 155V156H33V159H32V156H31V158L29 159V156L27 157V158H24V156L21 158L20 157V155H18V154H20V153H18L17 151L19 150L17 147L15 148H13V147H11ZM30 145H31V147H30ZM121 145V146H120ZM126 145V146H125ZM193 145V146H192ZM205 145L207 146V147H205ZM75 146V145H74ZM94 146H96V145H94ZM130 146H132L131 147V149H130ZM190 146H192L193 147V149H192V147L190 148ZM212 146V147H211ZM27 147H30V150L29 151H31V152H29L28 150H27ZM70 147H72V144L70 145ZM81 147V148H80ZM86 147H88V149H87V151H85L86 149ZM107 147V146H106ZM122 147H124L123 148V150H125V151H121V148ZM194 147H199V149H197V148H194ZM201 147H204V148H206V149H204V148H201ZM209 147V148H208ZM211 147V148H210ZM15 149V150H12V151H14V153H11V150L10 149ZM76 148V147H75ZM83 148V149H82ZM91 148H92V150L93 151H91ZM120 148V149H119ZM201 148V149H200ZM80 149H82V151L80 150ZM94 149L95 150H97V151H95V153L96 154H98L99 153V155H100V157H103V156H105L104 158H100L99 156L98 157H96L97 155L95 154V153H91V152H94ZM102 149H103V147H102ZM101 149V150H102ZM127 149V150H126ZM197 149V150H196ZM209 149H210V151H212V152H209ZM212 149V150H211ZM7 150V151H6ZM21 150H23L22 152H21ZM26 150V151H25ZM88 150H90V151H88ZM135 150V151H134ZM200 150H202V151H200ZM16 151V152H15ZM119 151H121L120 153H119ZM137 151H138V154H137ZM29 152V153H28ZM83 152V153H84ZM129 152V153H128ZM192 152V153H191ZM201 152L202 153V155L204 156L203 158H202V156L199 154V153ZM209 152V153H208ZM17 153V154H16ZM23 153H25V154H23ZM33 153V154H32ZM35 153V154H34ZM100 153H102V154H100ZM122 153V154H121ZM139 153H140V155H139ZM194 153V154H193ZM213 153V154H212ZM79 154V155H78ZM96 156H95V155ZM105 154V155H104ZM110 154H108L109 155V157L110 158H112L111 156H110ZM129 154V155H128ZM133 154H134V156H133ZM137 154V155H136ZM142 154V155H141ZM196 154V155H195ZM208 154V155H207ZM68 155L70 156V157H72V158H70V157H68ZM92 155V157H93V159L94 160H92V158L90 157ZM94 155V156H93ZM101 155H103V156H101ZM136 155V156H135ZM139 155V156H138ZM195 156H198V157H195ZM211 156H213V157H211ZM37 158V160H36V158ZM39 157V158H38ZM74 157V158H73ZM77 157V158H76ZM115 157V158H114ZM117 157V158H116ZM132 157H134V158H132ZM136 157H139L140 159H138V158H136ZM150 157V156H149ZM149 157L147 158V159H145V161L144 160H142V162L144 161L145 162V166H151L152 164H153V162H150L151 161V159H149ZM12 158V159H11ZM21 158V161H19L18 159H20ZM121 158H125V159H121ZM126 158L128 159V160H126ZM212 158V159H211ZM214 158V159H213ZM11 159V160H10ZM25 159V160H24ZM81 159V160H80ZM82 159H85V160H82ZM91 159V160H90ZM129 159H131V160H129ZM133 159V160H132ZM136 159H138V160H136ZM149 159V160H148ZM6 160V161H5ZM18 160V161H17ZM32 161V162H34L33 164H32V162H30V161ZM35 160V161H34ZM146 160H148V161H146ZM25 161V162H24ZM27 161V162H26ZM42 161H44V160H42ZM47 161H49V162H47ZM62 161V162H61ZM80 161H82L81 162V164H80ZM130 161H133V162H131L130 163ZM138 161V162H137ZM202 163H201V162ZM17 162V164H20L21 166L23 165L24 166V163H26L27 165H25L24 167L22 166V167H19V165H17L16 164V166H15V163ZM30 162V163H29ZM37 162V163H36ZM39 162H41V161H39ZM46 163H49V165H51V163H52V160L50 159V160H46L45 161ZM61 162V163H60ZM64 162V163H63ZM66 162V163H65ZM114 162V163H113ZM124 162H125V164L127 163L128 165H126V168H125V164H124ZM143 162V163H144ZM206 162H208V163H206ZM211 162V163H210ZM21 163H23V164H21ZM57 163H59L58 165L60 166H57ZM72 163H74V162H72ZM85 163V164H84ZM89 163V164H88ZM103 163V164H102ZM108 163V164H107ZM113 163V164H112ZM123 163V164H122ZM147 163V164H146ZM148 163H149V165H148ZM151 163V164H150ZM165 163V164H164ZM164 163H161L162 164V168L164 169V165H166V162H164ZM29 164H30V166H29ZM43 165L44 163H40V165ZM61 164V165H60ZM65 164V165H64ZM82 164H84V165H86V166H84V165H82ZM115 164V165H114ZM119 164V165H118ZM134 164H136V165H134ZM141 164V163H140ZM207 164V165H206ZM12 165H14L15 167H12ZM64 165V166H63ZM78 165H80V166H78ZM92 165V166H91ZM96 165V166H95ZM8 166H10V167H8ZM62 166L64 167V168H62ZM82 166V167H81ZM120 166V167H119ZM144 166V167H145ZM6 167H8L9 169H11L12 170V173L13 174H11V170H6L7 168ZM18 167V170L16 171L15 169ZM29 167V168H28ZM33 167V168H34ZM110 167V168H109ZM123 167V168H122ZM166 167V166H165ZM14 168V169H13ZM21 168H23V169H21ZM98 168H100V169H102V170H98ZM117 168V169H116ZM125 168V169H124ZM128 168V169H127ZM35 169V168H34ZM62 169H64V171H62ZM89 169V170H88ZM106 169V170H105ZM116 169V170H115ZM158 169H161V166H160V168H158ZM169 170V171H172V169L170 170L168 167H166L165 168V170ZM3 170V171H2ZM13 170H15L16 172H14ZM21 170V171H20ZM87 170V171H86ZM116 172H118V173H116ZM120 170V171H119ZM127 172H126V171ZM4 171H5V173H4ZM20 171V172H19ZM88 171L92 174V175H90L89 173H88ZM98 171H101L102 172V174H99V173H95V172H98ZM104 171V172H103ZM106 171V172H105ZM22 172V173H21ZM100 172V173H101ZM122 172H123V174H122ZM130 172V173H129ZM4 173V174H3ZM8 173H10V174H8ZM19 173H21V174H19ZM64 173H62V176L64 175ZM88 173V174H87ZM116 173V174H115ZM9 175V177H8V179H7V177H5L6 175ZM69 176H68V175ZM84 174V175H83ZM96 174V175H95ZM98 174V175H97ZM117 174L120 176V175H122V177L120 176L119 178H121L120 180L121 181H119V179H116V180H118V183L117 182H115V179L114 178H118V176H117ZM131 174V175H130ZM7 175V176H8ZM10 175H11V178H10ZM13 175H15V176H13ZM21 175V176H20ZM74 175H75V177H74ZM85 175H87V176H85ZM123 175H124V177H125V179H123L124 177H123ZM135 177H134V176ZM155 175V174H154ZM153 175V176H154ZM3 176V177H2ZM71 176V177H70ZM79 176L77 177V178H79ZM108 176H106V177H108ZM113 176H115L114 178H112ZM130 176V177H129ZM152 176V177H153ZM156 176V175H155ZM155 176H154V180H155ZM224 176V178H222ZM74 177V178H73ZM93 177V176H92ZM134 177V178H133ZM220 177V178H219ZM231 177V178H230ZM233 177V178H232ZM71 178V179H70ZM127 178L129 179V180H131V182L129 181V180H127ZM230 178V179H229ZM139 180V181H136V180ZM221 179H223V180H221ZM229 179V180H228ZM69 180V181H68ZM71 180V181H70ZM125 180H126V182H128L127 184L130 186V184H134L135 182H134V180L136 181V184H134L133 186L131 185L130 187L126 184V182H125ZM221 180V181H220ZM7 181H9V182H7ZM87 181L88 182H91L90 184L89 183H87ZM102 181H103V183H102ZM124 183H123V182ZM224 181V182H223ZM241 181V182H240ZM140 182V183H139ZM223 182V183H222ZM7 183V184H6ZM65 183H67V184H65ZM70 183V186H72V187H67L66 185H68ZM82 183H84L83 185H82ZM86 183H87V186H89V185H91V187H93V188H90L89 190H87V188H89V187H87L86 188ZM115 183H117V185L115 184ZM121 183L123 184V185H121ZM130 183V184H129ZM173 183H175V182H173ZM240 183V184H239ZM1 184V183H0ZM73 184V185H72ZM98 184V185H97ZM99 184H101V187H100V185ZM102 184H104V185H102ZM246 184V183H245ZM245 184H241V187H243V189H246L245 188ZM22 185H26V183H22ZM57 186H59V183L58 184H56ZM121 185V186H120ZM128 187L127 189H125L126 188V186ZM136 185V186H135ZM139 185H141V188H142V190H143V188H144V190H146V193H144L145 191H140V193H138L139 192V190H140V186ZM85 187L86 189H84L83 187ZM103 186V187H102ZM118 186V187H117ZM124 186V189H121L122 190V192L124 193H128V192H130L132 189H136V191H132V193H134V192H137V197H135L136 195H134L133 196V194H128V195H124V197H126L127 196V198L128 199H126V198H124L123 197V195H122V197H121V193H119L118 194V192H120V191H118L119 190V188L121 187H123ZM135 186V187H134ZM221 186V187H220ZM225 186V187H224ZM237 186V187H236ZM80 187H82V188H80ZM133 187V188H132ZM151 187V186H150ZM220 187V188H219ZM239 187V188H238ZM9 188H7V189H4V191H7V190H10ZM67 188V189H66ZM75 188V189H74ZM115 188V189H114ZM130 188H131V190H130ZM149 188V187H148ZM236 188V189H235ZM66 189V190H65ZM84 189V190H83ZM137 189H139V190H137ZM193 189V188H192ZM195 189V188H194ZM227 189V191H228V194H227V191H225ZM2 190V189H1ZM0 190V206H3L4 204H6L5 202H8L10 199H7V197H6V194H5V192L2 190L1 191ZM51 190V191H50ZM56 190H57V192H56ZM62 190H65V191H67V192H65V191H62ZM100 190V191H99ZM129 190V191H128ZM150 190V191H149ZM220 190V191H219ZM222 190V191H221ZM79 191H81V190H79ZM210 191V190H209ZM208 190H207V194L208 193H211V194H209L208 196L210 197V195H211V199L212 198H214V196H212V195H215V191H213L212 189H211V191L209 192ZM217 191H219V192H217ZM231 191V190H230ZM13 192V193H12ZM50 192V193H49ZM56 192V193H55ZM58 192H65L66 193V197H64L65 196V194L63 193V195L62 194H60V193H58ZM112 192V193H111ZM144 194H143V193ZM223 192V193H222ZM232 192V191H231ZM4 193V194H3ZM7 193V192H6ZM12 193V194H11ZM46 193H49V194H46ZM55 193V194H54ZM111 193V194H110ZM122 193V194H123ZM124 193V194H125ZM131 193V192H130ZM154 193H156V194H154ZM226 193V195L224 196L223 194H225ZM19 194L22 196V197H18V198H16V196H19ZM43 194V195H42ZM140 194H141V196H140ZM143 194V195H142ZM150 194H151V196H150ZM155 195V197H154V195ZM187 194L189 195V197L187 196ZM186 194V196H187V199L188 200H186L187 202L189 201V199L191 198V196H190V194L189 193H187ZM5 195V196H4ZM11 195H13V197H10ZM39 196V198H37L36 196ZM104 195H106V197H108V198H106ZM112 195H113V197H112ZM115 195H120V197L118 196V197H114ZM133 196V198H131L130 196ZM146 195V196H145ZM150 196V198H149V196ZM65 198H63V197ZM109 196L111 197V198H113L112 199V201H111V198L109 199ZM131 198V199H133L134 200V198L136 199L137 198V200H135V201H133V200H129V197ZM3 197V198H2ZM16 199H15V198ZM143 198L142 200H141V198ZM145 197H147L148 199H153V201H152V199L151 200H149L148 201V199L147 198H145ZM154 197V198H153ZM225 197V198H224ZM12 198H14V200L15 201H13V199ZM55 198V199H54ZM116 198H119V199H116ZM146 200H145V199ZM220 198H218V199H220ZM4 199V200H3ZM58 199V200H57ZM60 199H64L63 200V202H62V200H60ZM104 199V200H103ZM109 199V200H108ZM114 199H115V201H114ZM121 199H123V200H121ZM139 199V200H138ZM224 199H226V200H224ZM228 199V200H227ZM51 200H53L54 201V204H55V201H57V202H59V201H61V202H59V203H57L56 204V207L54 206V204L53 205H51V206H49V204L52 202ZM66 200V201H65ZM106 200V201H105ZM108 200V201H107ZM116 200H121V201H125V202H122V204L121 203H119V202H121V201H119L118 203L120 204V206H118L119 204H117V201ZM236 200V201H235ZM4 201V202H3ZM51 201V202H50ZM104 201H105V203H104ZM109 201H111V204L109 203ZM126 201H127V203H126ZM128 201H130V202H128ZM137 201H144V203L142 204V203H138L139 205L138 206H135L136 205V202ZM146 201V202H145ZM228 201H232V202H230V203H228L227 204V202ZM16 202V203H15ZM46 204H45V203ZM47 202H49V204L47 203ZM113 202H114V204H113ZM116 202V203H115ZM132 202H134L135 203V205H133V203ZM41 203H43V204H41ZM53 203V202H52ZM123 203H124V205L126 204V205H130L129 207L128 206H123L122 207V205H123ZM22 204H24V205H22ZM26 204V205H25ZM112 205V207L110 206V205ZM117 204V205H116ZM145 204H147V205H145ZM234 204H238L237 206L236 205H234ZM22 205V206H21ZM31 205V206H30ZM43 205H45V206H43ZM47 205V206H46ZM105 205V206H104ZM113 205H114V207L115 208H113ZM131 205H133V206H131ZM233 206V207H231V206ZM40 206V207H39ZM102 206V207H101ZM109 206V207H108ZM143 206V207H142ZM146 206V207H145ZM230 206V207H229ZM43 207V208H42ZM51 207V208H50ZM60 207H62V208H60ZM116 207H118L117 209H116ZM119 207H121V209L119 208ZM127 208L128 207V209L131 207V209L133 208V209H136V210H134L135 212H136V216H134L135 215V213H134V211L132 210V212L133 213H131V210H126L125 208ZM136 207V208H135ZM138 207V208H137ZM48 208V209H47ZM140 208V209H139ZM141 208L142 209H144V210H146L145 212H144V210H141ZM226 210H225V209ZM43 209H45V210H49L48 212L47 211H43ZM62 209V210H61ZM67 209V208H66ZM115 209V211H113V210ZM118 209H120V210H118ZM238 209V210H237ZM41 210V211H40ZM55 210H57V211H62V212H64V214L62 213V212H59V213H61V215L59 214V213H57ZM65 210V211H64ZM110 210H112V211H110ZM122 210V212H119V211H121ZM124 210V211H123ZM228 210V211H227ZM231 210H233L232 212H234V214H233V218H232V212H231ZM38 211H40V212H38ZM142 211V212H141ZM53 212H55V213H53ZM105 212V213H106ZM110 212H114V213H111L110 214ZM125 212H127V213H125ZM141 212V213H140ZM144 212V213H143ZM224 212V213H223ZM45 213V214H44ZM56 213H57V215H56ZM125 213V214H124ZM128 213H131V215H128ZM140 213V214H139ZM191 213V214H190ZM204 213V212H203ZM222 213V214H221ZM229 213V214H228ZM41 214H43V215H41ZM47 214V215H46ZM50 214H54L53 216H55L56 218H58L59 217V219H56L55 217H53L52 215L51 216H49ZM59 214V215H58ZM116 214H118V215H116ZM133 214V215H132ZM142 214H144V215H142ZM228 214V215H227ZM119 215H121V216H119ZM124 215H127V216H124ZM142 215V216H141ZM147 215V216H146ZM189 215V216H188ZM204 215V216H203ZM230 215V216H229ZM53 217V220H52V218H47V217ZM70 216H68V217H70ZM144 217V219L146 220H144L143 222L145 223H143V222H141L142 220H140V218L141 217ZM202 216H203V218L205 217V213L204 214H202ZM236 218H235V217ZM125 217H127L126 219H125ZM128 217H130V218H128ZM135 217V218H134ZM136 217H140L139 219L138 218H136ZM187 217V218H186ZM117 218H119V219H117ZM121 218H123V219H121ZM232 218V220H230ZM55 219L57 220V221H59V222H56L55 221ZM137 219V220H136ZM238 219V220H237ZM240 219V220H239ZM52 220V221H51ZM132 220H134V221H132ZM170 220V221H169ZM194 220V221H193ZM228 222H227V221ZM19 221V222H18ZM23 221V222H22ZM26 221V222H25ZM63 221V222H62ZM230 221H232V222H230ZM245 221V222H244ZM122 222V223H121ZM223 222H225L224 224H226V225H223ZM247 222V223H246ZM253 224H252V223ZM19 223V224H18ZM45 223V224H44ZM69 223V224H68ZM116 223V224H115ZM142 223V224H141ZM174 223H176V224H174ZM204 223H206V224H204ZM207 223H209L210 225H208ZM211 223L213 224V225H211ZM219 223H221V224H219ZM237 223V224H236ZM239 223V224H238ZM255 223V224H254ZM15 224V225H14ZM137 224H139V226L137 225ZM157 224H158V226H157ZM172 224H173V226H172ZM203 224H204V226H203ZM233 224V225H232ZM144 225H147V226H144ZM169 225H170V227H169ZM207 225V226H206ZM217 227H216V226ZM231 225V226H230ZM246 225H247V227H246ZM47 226V227H46ZM76 226V227H75ZM101 226V227H102ZM121 226H123V227H121ZM124 226H126V228H124ZM202 226V227H201ZM209 226V227H208ZM226 226H228V227H226ZM232 226L234 227H236V229H234V230H237V232L236 233H234V230L232 229ZM51 227V228H50ZM53 227V228H52ZM109 227V228H108ZM131 227V228H130ZM169 227V228H168ZM225 227V228H224ZM156 228H158L157 230H155ZM171 228V229H170ZM207 228H210V230L208 229L207 230ZM222 228H223V230H222ZM227 228V229H226ZM32 229V230H31ZM74 229V230H73ZM148 229V230H147ZM159 229H160V231H159ZM167 229V230H166ZM170 229V230H169ZM181 229V230H180ZM184 229V230H183ZM189 229V230H188ZM191 229V230H190ZM200 229V230H199ZM204 230V232H215V234H217L216 236H213V237H211V240H210V238H204V237H202V238H200V239H196V232H198V231H202L203 232V230ZM216 229V231H214ZM228 229H230V230H228ZM137 230V231H136ZM162 230V231H161ZM163 230H166V231H163ZM171 230H173V231H171ZM192 230H193V232H192ZM198 230V231H197ZM5 231H7V232H5ZM18 231H20V232H24V231H26V233L24 232H22V233H20L19 232V234H18V236H17V233H18ZM30 231V232H29ZM157 231H159V232H157ZM192 233H191V232ZM195 231V232H194ZM242 231V232H241ZM15 232V233H14ZM34 232V233H33ZM219 232V233H218ZM224 232V233H223ZM243 232H244V234H243ZM8 233H10V234H14L11 238L12 239H8V236H7V234ZM66 233V234H65ZM175 233V234H174ZM221 233H223V235L224 234H228L230 237L232 236V239H230L229 240V242H227V241H224L223 239H221L220 237V235H221ZM262 233V234H261ZM27 234H30V235H27ZM189 234V235H188ZM218 234H220V235H218ZM231 234V235H230ZM255 235V236H254ZM257 235V236H256ZM260 235H262V237H261V240H263V241H261V242H259V240L260 239H258V238H260ZM188 236V237H187ZM193 236V237H192ZM195 236V237H194ZM218 236V237H217ZM220 236V237H219ZM239 236V237H238ZM255 237V238H254ZM256 237H258V238H256ZM23 239L22 241H21V239ZM26 238V239H25ZM28 238H30V239H28ZM171 238H173V239H175V240H173V239H171ZM192 238H194V239H192ZM236 238V239H235ZM136 239H138V238H134V239H129V238H127V237H124L123 239H120L121 241H123V242H126L125 240H127L128 242L130 241V243H134V244H137V243H139V242H141V240L140 239H138L139 240V242L136 240ZM142 239V243H144L145 241H147L148 240V238H141ZM166 239V240H165ZM178 239V240H177ZM234 239V240H233ZM134 240H136V241H134ZM143 240H145V241H143ZM196 240V241H195ZM204 240H206V242H207V240L208 241H210V242H208V243H205V241ZM133 241V242H132ZM194 241H195V243H194ZM198 241V242H197ZM233 241V242H232ZM236 241L238 242V244H236ZM258 241V242H257ZM15 242V243H14ZM216 242V243H215ZM10 243H12V244H10ZM142 243H139V244H142ZM200 243V244H199ZM10 244V245H9ZM198 244V245H197ZM206 244V245H205ZM209 244L211 245V246H209ZM229 244H231L230 246H229ZM259 244H261L260 246H259ZM7 245H8V247H7ZM199 245H201L200 247H199ZM214 245V246H213ZM223 245V246H222ZM257 245V246H256ZM6 246V247H5ZM11 246V248L10 249H7V248H9ZM197 246H198V248H197ZM252 246V247H251ZM213 249V252H212V250H211V248ZM230 247V248H229ZM260 249H262V250H260ZM5 248V249H4ZM256 250H255V249ZM52 249H53V247H52ZM147 249V250H146ZM143 252H149V250H148V248H146V247H144L143 248ZM262 253V254H261ZM215 254V255H214ZM218 254V255H217ZM259 255H261V256H259ZM5 258V259H4ZM8 258V257H7ZM9 259V258H8ZM49 261H51L50 259H49ZM206 261V262H205ZM161 262V264H164V261H160ZM258 261H256L255 260V264L257 263ZM53 264H55V263H53ZM100 264H104V263H100ZM254 264V263H253Z\"/></svg>",
  "mask_w": 264,
  "mask_h": 264
}]
</instances>
